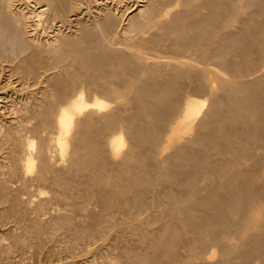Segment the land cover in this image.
<instances>
[{
  "label": "rangeland",
  "instance_id": "obj_1",
  "mask_svg": "<svg viewBox=\"0 0 264 264\" xmlns=\"http://www.w3.org/2000/svg\"><path fill=\"white\" fill-rule=\"evenodd\" d=\"M2 1V0H1ZM12 1V2H11ZM10 2V4H13V5H10V7L12 6V9L15 7L16 9V11H18V12H22V14L21 15H25L26 14V17H28V16H32V18L31 17H28L27 18V24H34L35 23V25H38V30H39V32H38V34L36 35V39L40 42V43H45L44 41H48V39H49V41H52V43H54V44H56L57 43V45H54L53 46V44H51V45H48L47 46V44L45 43V45L47 46V47H45L44 48V46H43V48H44V52L46 53V51H45V49H49V50H51V52L54 50V49H56V50H54V52H56L57 50L58 51H60L59 53H61L62 52V50L64 49L65 51L67 50V51H70L72 48L71 47H74V45H75V42H73L72 41V43L74 44H72L71 42H67L68 40V38L67 37H65L64 35L66 34V33H68V32H66V25L68 24V22L65 24V23H63V22H59V21H56V20H53V19H51L50 17H48V15L47 16H44V15H46V14H44V13H42V15H41V12H39L40 10H38L39 8L38 7H36L37 5H36V3H34L32 0H29V2H28V4H31V5H29L31 8L32 7H34V8H29L28 6H26V5H28V4H26L27 2H26V0H11ZM16 1V2H15ZM33 2V5H32V2ZM89 1H90V3H89ZM118 0H85V3H83L82 4V7H83V9H85L84 11H83V13H84V18L82 19L83 21L85 20V21H87V22H85V24L86 23H88L89 21H88V19H89V15L90 14H88V11H89V9H90V11H92V10H94L92 7L94 6V5H96V7L94 6V8L96 9H98V8H103L102 10H104L103 12H105L104 13V16H108L109 17V21H107V22H111L112 24V26L114 27H116L117 25L118 26H120L121 25V27L122 26H124V27H126L127 26V24H129V22H131V20H133V19H135V18H133V17H136V13L139 15V13L138 12H136V11H138L139 10V8L141 7V11H143V12H146L145 10H146V4H147V0H120V2L118 1ZM153 1V0H152ZM155 1V0H154ZM162 1H163V3H162ZM182 1V2H181ZM195 1V2H194ZM215 1V2H214ZM263 2V3H261V2ZM259 2H258V4H256L255 3V5L253 4L252 5V7L250 6V5H247L246 6V8H247V10H246V8L244 9V14H243V12L241 13V14H243V15H241V16H245V13H247V12H249V14H250V12L251 13H253V11H257L258 12V14H259V17L257 18L255 15H253V21H251V23L250 22H246V23H249V24H243L244 22H234L233 23V21H232V19H228V17L230 16V15H228V14H231V16L230 17H233L232 16V12L235 14V12L234 11H232L231 13H230V10H228V8H227V6L229 5V3H231V0H219V1H217V0H186V2L184 1V0H161V1H159L158 0V2H157V0L155 1L156 2V4H155V6L159 9H168V7H169V10H170V7H171V4H173L172 5V9L170 10V12L173 14H175V16H178L179 18H177V20L179 21V24L177 25V20L175 21V23H174V19H175V17H173L174 16V14L173 15H171V17H173V19H171V17H170V15H169V18L171 19H169L168 18V16H167V19H168V22L167 21H165L166 23H159L160 25H170V26H172L173 25V23L175 24L174 25V28H173V26H172V28L175 30V34H174V30H171L170 32L171 33H168V31H169V29L167 30V29H165L166 28V26H165V28H164V26H162V28L164 29V31H163V29L161 30V26H159V24L157 25V23H154L153 21L151 22V21H145V23L142 21V20H145V18H144V13H143V15H142V13H140L141 15H139V16H141V18L140 17H137V19L139 20H141L142 18V20H141V22L143 23V25H145V27L144 26H142V29L143 30H145L144 32H142L143 30H141V32H138V30H136L137 31V33H136V31H130V32H128V34L132 37V36H134L135 37V39L136 38H139L138 36H140L141 35V33L144 35H146V38H149L148 40H149V42H148V40L143 36V35H141V36H143V38H144V42L143 43H146V45H144L143 43H140V44H137V43H139V40L137 39V41L134 43V44H136V46H139V48H140V46L144 49V50H146L147 52H148V62H149V65L152 67V65H153V63H151V62H154V64L155 65H153V67L151 68V69H149V71H150V73H154V72H156L157 74H159L158 76L156 75V73H154L153 75L151 74V76L153 77V78H157L158 80L162 77V79L165 81L166 79L167 80H169V81H167L168 83H170V81H172V83L169 85V84H167L168 86H169V88H165V91H164V93H167V95L166 94H162V95H160V97H162V98H160L159 96H156L155 94H153V95H155V96H153V97H155L154 99H152V100H148V99H150V97H151V95H148V97L147 98H145V97H143V98H140L141 100H146V101H144L145 102V104L143 103V101H141L140 99H139V97H138V99L135 97L134 98V100H132L131 101V103H124V108H126L127 107V109H126V111H125V116L126 115H128V117H126V120H127V124H126V122H125V126L127 125V127H126V129H127V131L126 132H124V135H125V145H124V148H123V150L124 151H122L123 152V154L121 155H119V156H116V158H111V160H110V156L107 158V156H108V154L106 153V149H105V147H104V145H101V144H103V142L101 141V139H103L105 136H106V134H107V132L110 134V132L113 130H110V128H112L110 125H107L106 124V122H104V121H106V120H104L103 118L101 119V116H96V115H93V119H91V120H93V121H91V120H89V121H91L90 123H86L85 122V118H83V124L82 125H80V126H78L77 128H76V137H77V143L78 144H82L83 142H84V144L83 145H85L84 146V148L82 149V146L83 145H81L80 144V147L79 146H77L78 148H76V150H78V151H76L75 150V152H74V150H72V152L73 153H71V151L70 152H68V157H70L69 159H66V161H65V164H64V161H62L63 163V165H64V167H63V165L61 164V166L60 165H58V164H55L54 163V161H58L56 158L58 157V156H55V152L56 151H54V153L51 151L53 148H51L52 146V144L51 145H49V147L51 148H49L50 150L49 151H51L52 152V154H54L53 156H52V154H51V152H49V151H47L48 152V155H51L53 158H55V160L51 157V159H50V161L53 159V161H51V162H49L48 164H49V166L48 167H46V169L47 170H51L49 173H47V171H46V169L45 168H43V170L44 171H46V172H44L42 169H40L41 168V165L39 166V159H36L35 161H34V165L36 164H38V166H36L37 167V169L39 168L40 169V171H37L36 170V168L34 167V169L33 170H35V172L37 171V172H39V173H35V175H34V171H30L31 173H30V175H29V172L27 173V172H25L24 171V169H23V164L21 165V163H22V161L23 160H21V159H19V158H22V157H24V152H25V150L24 151H21V154L19 155V153H20V150L22 149H24V146H23V148H22V146H21V140L22 141H24V143L22 144V145H24L25 144V139H27V140H33V142H36L37 140V142H36V144L34 143V145L37 147L38 145H40V141H41V139H45V136H46V139H47V135H48V132H49V130H50V128L49 127H47V126H45V124H44V122L42 121L43 120V117H44V109L46 108H48L49 106H51L54 102H57L59 99H57V97L58 98H60V96H58V94L60 95L62 92L61 91H63V93L64 92H66L67 91V89H69L68 88V83L66 84V82L68 81V82H70V80H71V78H73V76L75 75L76 76V78H77V73L80 75V76H78L79 78L77 79V81H79V80H81V78L83 79L84 78V75L86 74L85 73V71L86 72H88L89 71V69H92L93 67V65L95 64V63H99V62H96V61H94V62H92L93 61V59H97V58H92V60H90L92 63H94V64H91L92 66H91V68H88V71L86 70L87 69V63H89V65H90V63L91 62H84L83 64L84 65H82L83 67L81 68V70L78 68L79 66H78V64H77V68H75V65H76V62H75V59H74V62L72 61L73 59L72 58H76V57H72L71 55H70V57H69V54H68V56H67V58L69 57L70 58V60L74 63V65L71 63V61L70 60H65L66 61V63L67 62H69L72 66H74V70H73V67H71V69H69L70 68V66H67V67H69V68H67V67H64V68H67V70L66 69H63L62 68V66L61 65H65L66 63H64L63 64V62H65L63 59H64V57H65V59H66V55H65V53L67 52H65L63 55H60V54H57L58 53V51H57V53H51V52H47L48 54L47 55H45L44 53V55H42V57L43 56H46V58H48L47 56L51 53L52 55H56V57L59 59V57L58 56H60L61 58H62V56H63V58L61 59V60H58V59H56L58 62L59 61H61L62 62V60H63V62L61 63V65H60V63L58 64V62H52V61H50V63H52L53 65H52V69L54 70V72L56 71V69L59 67L58 65H60V67L57 69V70H59V69H61V71L60 72H55L56 74H58V78H56V75L54 76L55 77V81L53 80V85H52V83H51V87L53 86V88H50V84L48 85L49 87H44L45 86V83H41V81H39L38 79H37V82H36V79H34V77L35 76H33V78H32V73H31V75L28 73V71H27V68H25V67H23V66H19V69H21V70H18V68H17V66H14V65H12L13 66V68H12V66H9L8 64L10 63H8V61H6L5 62V60H3L4 62H2L1 61V64H3V65H1L0 64V69L3 71H1L0 70V190L2 191H0V264H178V262H179V264H186V263H188V264H220L221 263V261H222V263L221 264H264L263 263V261H264V194H262V193H264V173H262V172H264V28H263V26H264V12H263V9H264V6H261V5H264V0L262 1V0H260ZM18 2H19V4H18ZM24 2V3H23ZM95 2V3H94ZM99 2V3H98ZM184 2H185V4H184ZM190 2V3H189ZM199 2V3H198ZM205 2V3H204ZM219 2H222V3H220V5H219ZM23 3V4H22ZM97 3V4H96ZM158 3H161L160 5L161 6H163V7H161ZM166 3V4H165ZM180 3H181V5H180ZM189 3V4H188ZM193 3H195V4H193ZM1 4V6L3 5V7H4V4H2V2L0 3ZM89 4V5H88ZM93 4V5H92ZM119 4V5H118ZM133 4V5H132ZM158 4V5H157ZM163 4V5H162ZM190 5L191 6V4H193L192 5V7H187L188 5ZM217 4H218V7H217ZM222 4V5H221ZM225 4V5H224ZM227 4V5H226ZM260 4V5H259ZM23 5H25V6H23ZM85 7H84V6ZM175 5V6H174ZM197 5V6H196ZM216 7H215V6ZM91 8H90V7ZM117 8H116V7ZM126 6V7H125ZM145 6V7H144ZM165 6H167V7H165ZM221 6H222V8L224 9V11H223V9H221V10H219L220 8H221ZM224 6V7H223ZM226 6V7H225ZM250 6V7H249ZM254 6H258L257 8L256 7H254ZM106 7H107V9H106ZM165 7V8H164ZM175 7V8H174ZM183 7H185V8H183ZM195 7H197V8H195ZM207 7V8H206ZM214 7V8H213ZM20 8H21V10H20ZM89 8V9H88ZM116 8V9H115ZM122 8V9H121ZM142 8L144 9V10H142ZM191 10H190V9ZM216 8H218V10H216ZM227 10H226V9ZM250 8V9H249ZM254 8H256V9H254ZM259 8H261V9H259ZM19 9V10H18ZM92 9V10H91ZM186 9V10H185ZM189 9V10H188ZM212 9V10H211ZM23 10V11H22ZM35 10V11H34ZM88 10V11H87ZM107 10L109 11V12H107ZM121 10V11H120ZM196 10H199V11H196ZM207 10V11H206ZM260 10V11H259ZM13 11H14V9H13ZM15 11V12H16ZM25 11V12H24ZM27 11V12H26ZM32 11V12H31ZM135 11V12H134ZM140 11V12H141ZM174 11V12H173ZM190 11H192V12H190ZM208 11L210 12L209 14H208ZM212 11V12H211ZM20 12V13H21ZM30 12V13H29ZM111 12V13H110ZM181 12V13H180ZM195 12V13H194ZM226 14H225V13ZM261 12V13H260ZM263 12V13H262ZM32 13V14H31ZM40 13V14H39ZM90 13V12H89ZM135 13V15L133 16L132 14H134ZM179 13V14H178ZM197 13V14H196ZM200 13V14H199ZM31 14V15H30ZM36 14V15H35ZM87 14V15H86ZM119 14H122V15H119ZM129 14V15H128ZM145 14H147V13H145ZM205 16H204V15ZM210 15V17L208 16V15ZM213 14H214V17L212 18V16H213ZM248 14V17L251 15H249ZM256 14V13H255ZM260 14H262V16L260 15ZM16 15H18L19 16V13H16ZM20 15V16H21ZM28 15V16H27ZM40 15H41V17H40ZM131 15H132V18L133 19H131ZM180 15V16H179ZM182 15V16H181ZM190 16L189 17V19H187L188 18V16ZM192 15V16H191ZM197 15H200V16H198V17H196ZM222 15H225V16H223L222 17ZM228 15V16H227ZM44 16V17H43ZM118 16V17H117ZM127 16H128V18H127ZM145 16H147V15H145ZM185 16H187V17H185ZM193 16L196 18V19H198L199 20V17H202L201 18V20L203 21L204 20V22H202L201 21V24H196V22H193L192 24L190 23V25H193V26H191V27H193V28H191V29H193L195 32H196V34H195V32L192 34L193 36V38L196 40V38H195V35L197 36V34L199 33H201L200 35H199V37L197 38L199 41L201 40V39H203L204 37H207L206 39H205V41H209L210 39L212 40V42H215V44H216V41H215V37H218L216 40H217V43L220 41L221 42V44H219V46L222 48V51H224V52H222V55H221V59H223V60H225V61H227L228 63H229V67H230V69L233 67V65H235L231 70L227 67V68H225L223 65L221 66V65H219V64H215V69H221V70H225L226 69V71H222V74L224 75V76H221V75H219V76H216V75H214L213 73H211L210 75V84H211V92L210 93H204V89L201 91V89H195L194 87H195V85H196V82L194 83H191L190 84V86L191 87H187V85H185L184 83H185V79H186V75H184L183 77L181 76V74H179L181 71H177V72H179V73H177L176 72V68H175V72L176 73H174V69H173V71H172V68H174V67H172L173 66V64L175 65V61H177V59L174 61V56L175 55H177L176 53L178 52L177 50V48L176 47H178L177 46V44H179L180 46H181V49H182V52L183 53H186L187 52V50L186 49H188V48H185V47H182L183 46V44H185L184 42L185 41H187V40H185V38L183 37V36H185V34H183V32L181 31V29H180V27L182 26V23H184V21L186 22V21H188V20H190L191 18L193 19ZM208 16V17H207ZM255 16V17H254ZM258 16V15H257ZM261 16V17H260ZM35 17V18H34ZM38 17L40 18V20L38 19ZM85 17H87V18H85ZM226 17V18H225ZM246 17H247V14H246ZM247 17V18H248ZM23 18V17H22ZM106 19H108L107 17H105ZM111 18V19H110ZM126 18V19H125ZM130 18V19H129ZM181 18V19H180ZM205 18V19H204ZM208 18V19H207ZM250 18V17H249ZM30 21H29V20ZM37 19V20H36ZM44 19V20H43ZM50 19V21H48ZM115 19V20H114ZM120 19V20H119ZM183 19V20H182ZM214 19V20H213ZM224 19V20H223ZM21 20V19H20ZM32 20V21H31ZM46 20V21H45ZM118 22H117V21ZM166 20V19H165ZM170 20V21H169ZM181 20H182V23H180L181 22ZM229 20V21H228ZM258 20H259V22H258ZM35 21V22H34ZM82 21V22H83ZM171 21H173V22H171ZM261 21V22H260ZM22 22V21H21ZM57 22V23H56ZM229 22V23H228ZM253 22V23H252ZM37 23V24H36ZM39 23V24H38ZM53 23V24H52ZM63 23V24H62ZM123 23V24H122ZM124 23H126V24H124ZM194 23H195V26H194ZM198 23V22H197ZM205 25H204V24ZM207 23V24H206ZM223 23V24H222ZM237 23V24H236ZM238 23H240V24H238ZM256 23H258L257 25H256ZM261 23V24H260ZM43 24V25H42ZM61 24V25H60ZM149 24V25H148ZM181 24V25H180ZM215 24V25H214ZM243 24V26H246V27H249L250 29V31L252 32V35L254 34L255 35V32H256V35L254 36L253 35V37H249V34H251V32L249 33L248 32V28L246 29V27H244L246 30H244V31H246V33L248 32V34L247 35H241V34H239V32H241L240 30H241V28L243 29V27H241V25ZM63 25V26H62ZM77 25H79V24H77ZM76 25V26H77ZM81 25V24H80ZM79 25V26H80ZM200 25H201V27H202V30L201 29H199V30H201V31H199V30H196V28L197 27H200ZM210 25H212V27L210 26ZM216 27L217 25L219 26H221L222 28H223V30H225L226 32H233L231 35H229L228 33V35L226 36V35H224V34H219L221 37H220V39H219V35L217 34V36H216V34L215 33H213L214 31H212V30H214V29H212V28H215L214 26ZM225 25V26H224ZM233 25L235 26V27H233ZM236 25H238V26H236ZM254 27H253V26ZM263 25V26H262ZM41 26V27H40ZM43 26H45L44 28H43ZM49 26V27H48ZM78 26V27H79ZM158 26H159V28H158ZM184 26V25H183ZM205 26V27H204ZM256 26V27H255ZM37 27V26H36ZM46 27H47V29H46ZM65 27V28H64ZM81 27V26H80ZM144 27V28H143ZM151 27V28H150ZM178 27H179V29H178ZM188 26H186V28H187ZM200 27V28H201ZM238 27V29H240V30H238V29H236ZM262 27V28H261ZM61 28V29H60ZM148 28V29H147ZM182 28V27H181ZM184 28H185V26H184ZM195 28V29H194ZM206 28H209L208 30H209V33L208 32H206L207 34H209V36L205 33H203L202 31L204 30V29H206ZM230 28H232V29H230ZM234 28V29H233ZM255 28V29H254ZM63 29H65L64 31H63ZM176 29L178 30V31H176ZM212 29V30H211ZM227 29V30H226ZM229 29V30H228ZM253 29L254 30H256V31H254V33H253ZM57 30H59V31H57ZM148 30V31H147ZM165 30H167V31H165ZM232 30H238L237 32H238V34H237V36L236 35H234V34H236V31L234 32V31H232ZM57 31V32H56ZM122 31H124L125 32V29L124 30H122ZM120 32L119 34L117 33L116 35V37L118 38V37H121L122 38V36L124 35V34H122L123 32ZM147 31V32H146ZM179 31H181L182 33L180 34V32ZM64 32V33H63ZM164 34V36L161 34ZM165 32V33H164ZM177 32H179L178 34L179 35H183V36H178V34H176ZM257 32H258V34H257ZM56 33H59V34H56ZM61 33H63V36L61 35ZM125 33H127V31L125 32ZM139 33V34H138ZM151 35H150V34ZM204 35H203V34ZM212 33V34H211ZM262 33V34H261ZM48 34V35H47ZM122 34V35H121ZM138 34V35H137ZM148 34V35H147ZM161 34V36H163V37H161V36H158V35H160ZM166 34H168V37H167V35ZM170 34V35H169ZM172 34H174V37L173 38H171L173 35ZM56 35V36H55ZM58 35V36H57ZM60 35V36H59ZM152 35H154V36H152ZM155 35H157V37L155 36ZM177 35V36H176ZM203 35V36H202ZM207 35V36H206ZM212 35V36H211ZM215 35V36H214ZM239 35V36H238ZM62 36V37H61ZM66 36H68V34H66ZM137 36V37H136ZM141 36H140V38H141ZM150 36V37H149ZM202 38H201V37ZM233 38H232V37ZM242 36V37H241ZM247 36V37H246ZM48 37V38H47ZM57 37H59V38H57ZM65 37V38H64ZM69 37V41L70 40H72L73 38L71 37V36H68ZM115 37V39L117 40V38ZM154 37H155V39L156 38H158V40L156 39H154ZM167 37V38H166ZM177 37V38H176ZM181 39H180V38ZM182 37L184 38V40L182 39ZM191 37V35H190V38L193 40V43H194V39ZM208 37H209V39H208ZM230 37H231V39H230ZM240 38V39H237V38ZM258 37V38H257ZM263 37V38H262ZM54 38H56L55 40H54ZM70 38H72V39H70ZM121 38H118V40L119 39H121ZM123 38H124V36H123ZM122 38V39H123ZM133 38V37H132ZM151 38H153V39H151ZM162 38V39H161ZM169 38V39H168ZM179 38V39H178ZM213 38V39H212ZM222 38H224L223 40L224 41H222ZM227 38L229 39V41L227 40ZM245 38V39H244ZM250 38V39H249ZM256 38V39H255ZM261 38V39H260ZM45 39V40H44ZM51 39V40H50ZM58 39H59V41H58ZM62 39V40H61ZM161 39V40H160ZM164 39V40H163ZM171 39V40H170ZM174 39H176V41H174ZM226 39V40H225ZM247 39V40H246ZM253 39V40H252ZM63 40L64 41H66V42H64L65 44L64 45H66V43H68V46L70 45V50H69V48L67 49V46L64 48L63 46H60V47H63L62 48V50H59V49H61V48H59V49H57V48H54V47H58L59 46V44L60 43H58V42H61V44L60 45H63ZM124 41H125V39H123ZM123 40H119V43L121 42V41H123ZM146 40V41H145ZM153 40V41H152ZM164 42H163V41ZM167 40V41H166ZM177 40L179 41V42H177ZM192 40H190V41H192ZM230 40H232L231 42H233V41H235V43L233 42V46H232V44L230 45ZM260 40V41H259ZM38 41H35V43L37 42V44L39 43ZM43 41V42H42ZM150 41H151V43H153V44H150V46H149V43H150ZM154 41H156V42H154ZM159 41V42H158ZM172 41H173V44H172ZM189 41V40H188ZM202 41V40H201ZM226 41H228V42H230V43H228V42H226ZM237 41H242V42H237ZM244 41H245V43H244ZM248 41V42H247ZM250 41H251V43H250ZM56 42V43H55ZM85 42L86 41H83V43H81V44H83L81 47L78 45V43H77V45L80 47V48H82L83 46H84V44H85ZM163 42V43H162ZM180 42H181V44H180ZM223 42H226V44L225 43H223ZM236 42H237V44H236ZM257 42V43H256ZM262 42V43H261ZM70 43V44H69ZM189 43V42H188ZM192 43V44H193ZM202 43H204V40L202 41ZM241 43V44H240ZM259 43V44H258ZM36 44V45H37ZM80 44V45H81ZM86 44H87V42H86ZM156 44H158V45H156ZM186 44H187V42H186ZM192 44H190L191 46H192ZM224 44V45H223ZM38 45H41V44H38ZM37 45V47H41L42 48V46H38ZM44 45V44H43ZM73 45V46H72ZM119 45V44H118ZM120 45H121V43H120ZM172 45H173V47H172ZM201 45V44H200ZM217 45V44H216ZM226 45H228V46H226ZM241 45V46H240ZM245 45V46H244ZM78 46H75L76 47V49L79 51L80 50V48H77ZM122 46V45H121ZM155 47V49H154V47ZM157 46V47H156ZM175 46V47H174ZM203 45H201V47H202ZM218 46V45H217ZM224 46H225V48L226 47H230V48H226V49H223L224 48ZM236 46V47H235ZM240 46V47H239ZM49 47V48H48ZM54 49H53V48ZM153 49H152V48ZM158 47H159V49H158ZM193 47H195V46H192V48ZM197 48H198V46H196ZM195 47V49H190L189 48V50H188V52L186 53V55H185V57L184 58H187L186 60H184V62L185 61H187V62H185V63H187V64H190L189 62H191V61H189L188 62V60L190 59H192L193 58V60L194 59H196V57H198L197 59L199 60L200 58H201V56L200 55H197V54H200V53H202L201 51V48H198V49H200V51L198 50V52H197V48ZM43 48H42V50H43ZM132 48H133V46H129L128 47V50H130V51H132ZM175 48V49H174ZM178 48H180V47H178ZM234 48V49H233ZM261 48V49H260ZM38 49H40V48H37V50ZM150 49V50H149ZM157 49V50H156ZM162 49V50H161ZM181 49H179V50H181ZM227 49H228V51H227ZM231 49H233V50H235V53H234V51L233 50H231ZM244 49V50H243ZM41 50V49H40ZM63 50V51H64ZM74 50H75V48H74ZM192 50V51H191ZM195 50V51H194ZM251 50V51H250ZM254 50V51H253ZM152 51H153V53H152ZM171 51H172V53H171ZM173 51H175V52H173ZM227 51V52H226ZM233 51V52H232ZM248 51V52H247ZM257 51V52H256ZM74 52V51H73ZM194 52V53H193ZM196 52H197V54H196ZM231 52V53H230ZM250 52V53H249ZM67 53H70V52H67ZM66 53V54H67ZM75 53V52H74ZM158 53V54H157ZM168 53V54H167ZM179 53V52H178ZM261 53V54H260ZM154 56H153V55ZM167 56H166V55ZM188 54V55H187ZM197 55V56H195V55ZM226 54V55H225ZM228 54V55H227ZM231 54V55H230ZM248 54H249V56H248ZM52 55H50V56H52ZM78 55V54H77ZM156 55H159L158 57L156 56ZM171 55H172V57H171ZM189 55H191V56H189ZM245 55V56H244ZM253 55V56H252ZM49 56V57H50ZM75 56V55H74ZM156 56V57H155ZM165 56V57H164ZM189 57V59H188V57ZM41 57V58H42ZM54 57V56H53ZM53 57H51V59L50 60H53ZM72 57V58H71ZM153 57H154V59H153ZM166 57H169V58H166ZM170 57H171V59H170ZM176 57V56H175ZM191 57V58H190ZM214 57V59L212 60V61H218V60H216V58L218 57V56H216V58H215V56H213ZM220 57V56H219ZM218 57V59H220ZM236 57V58H235ZM244 57V58H243ZM247 57H248V61H249V63H247ZM257 57V58H256ZM158 60H157V59ZM234 59V60H232V59ZM44 60H46L45 58H43ZM151 59V60H150ZM166 60V63H165V61L163 62V60ZM235 59H237V60H235ZM259 59H260V61H259ZM44 60H42V62H44ZM78 60V59H77ZM153 60V61H152ZM157 62H156V61ZM192 60V61H193ZM79 61H80V59H79ZM97 61H98V59H97ZM151 61V62H150ZM196 61V60H195ZM221 61V60H220ZM233 61H234V63H233ZM241 61V62H240ZM33 62H35L36 63V61H33ZM159 62V63H158ZM174 62V63H173ZM183 62V63H184ZM214 62V63H215ZM219 62V61H218ZM235 62H237V63H239V65L238 64H236ZM260 62V63H259ZM45 63V62H44ZM48 63H49V61H48ZM49 63V64H50ZM69 63H68V65H69ZM77 63H79L78 61H77ZM151 63V64H150ZM170 63V64H169ZM222 63V62H221ZM242 63V64H241ZM12 64V63H11ZM58 64V65H57ZM156 64H158V67H160L159 69H161V66H162V70L165 72V71H168V73H170V74H168L167 72H166V74L164 73V72H162V71H159L157 68V66H156ZM172 64V65H171ZM245 64V65H244ZM6 65V66H5ZM7 65H8V67H7ZM46 65V64H45ZM67 65V64H66ZM80 65V64H79ZM96 66H97V64H95ZM94 65V66H95ZM171 65V66H170ZM191 65H192V63H191ZM190 65V66H191ZM213 65V64H212ZM231 65V66H230ZM239 67H238V66ZM252 67H251V66ZM37 66V65H36ZM36 66H34L33 67V69L36 71V68L38 67H36ZM47 66H51V64L50 65H48L47 64ZM55 66L57 67V68H55ZM155 66V67H154ZM185 66H187V65H185ZM220 66H221V68H220ZM246 68H245V67ZM261 66V67H260ZM5 67H7L6 69H5ZM23 69H22V68ZM90 67V66H89ZM164 67V68H163ZM171 68V69H169V68ZM194 67V66H193ZM192 66L191 67H188V68H193ZM216 67H219V68H216ZM245 68L244 70L242 69V68ZM12 68V69H11ZM49 70L48 71H51V68H49V67H47ZM86 68V69H85ZM195 68L197 69V67L195 66ZM194 68V69H195ZM9 69V70H8ZM11 69V70H10ZM38 69V68H37ZM40 69V68H39ZM77 69V70H76ZM85 71H84V70ZM156 69V70H155ZM180 69V68H179ZM178 69V70H179ZM187 69V68H186ZM196 69H195V71H196ZM233 69H235V70H233ZM240 69H241V71H240ZM8 70V71H7ZM13 70V71H12ZM52 70V71H53ZM64 70V71H63ZM72 70V71H71ZM158 70V71H157ZM180 70H183V72H185L184 71V69H180ZM190 70V69H189ZM193 70V69H192ZM236 72L235 74H233L234 72ZM252 70V71H251ZM47 71V72H48ZM51 71V72H52ZM70 71V72H69ZM83 71V72H82ZM154 71V72H153ZM194 71V70H193ZM193 71H190V74L191 75H193L192 73H193ZM231 71H232V73H231ZM239 71V72H238ZM244 71V72H243ZM7 72V73H6ZM28 74H27V73ZM68 74H67V73ZM77 72V73H76ZM80 72H82V73H80ZM160 72H161V74H160ZM188 72L189 71H187L186 73L188 74ZM227 73L228 72V74H232L231 76L229 75V76H227L228 74H224V73ZM237 72H238V76H236V74H237ZM241 72H243V73H241ZM245 72H246V74H245ZM257 72H258V74H260L261 75V78H259L258 77V75H257ZM261 72V73H260ZM15 73V74H14ZM59 73H60V77H59ZM76 73V74H75ZM185 73V74H186ZM241 73V74H240ZM9 74V75H8ZM13 74V75H12ZM20 74V75H19ZM25 74H27L26 76H24ZM63 74V75H62ZM74 74V75H73ZM81 74H83V76L81 75ZM165 74V75H164ZM245 76H244V75ZM31 76V77H29V76ZM33 75H34V73H33ZM62 75V76H61ZM156 75V76H155ZM170 75V76H169ZM178 75V76H177ZM179 75H180V77H179ZM195 75H196V72H195ZM241 75V76H240ZM257 75V76H256ZM259 75V76H260ZM20 76V77H19ZM66 76H68V78L66 77ZM263 76V77H262ZM18 77V78H17ZM29 77V78H28ZM70 77V78H69ZM168 77V78H167ZM172 77V78H171ZM174 77H177V78H175L174 79ZM246 77V79H244ZM254 77H255V79L256 80H254ZM20 78H22V79H20ZM61 78V79H60ZM66 78V79H65ZM85 78H86V76H85ZM85 78L83 79L84 81H85ZM173 79V80H170V79ZM247 78H250V79H248L247 80ZM252 78H253V80H252ZM19 79V80H18ZM87 79V78H86ZM222 81V82H220V80ZM230 79H232V80H230ZM239 79H240V81H243V80H245V82L244 83H246L245 85H243V83H241L240 81H239ZM15 80H17V82L15 81ZM25 80V81H24ZM28 80V81H27ZM58 82H57V81ZM65 80V82L64 83H62L61 81H64ZM67 80V81H66ZM175 80V81H174ZM249 82H247V81ZM251 81V83L253 84V86H252V88L250 87L251 86V84H250V81ZM257 80H258V82H257ZM260 80H263V82H261ZM15 81V82H14ZM215 81V82H214ZM236 82L235 84H233L232 85V83L233 82ZM240 82V84L238 83V82ZM11 82V83H10ZM33 82V83H32ZM166 82V83H167ZM221 83L222 85H223V88L222 87H220V85H219V83ZM254 82H255V84H256V82H257V84L255 85L254 84ZM24 83L26 84L25 86H24ZM31 83V84H30ZM56 83H58V84H56ZM186 83H188L187 81H186ZM217 83V84H216ZM227 83H230V84H227ZM8 84V85H7ZM10 84V85H9ZM20 84V85H19ZM42 84V85H41ZM175 84H177L176 86H175ZM183 84V85H182ZM194 84V85H193ZM250 84V85H249ZM56 85V86H55ZM172 85H173V87H172ZM184 85H185V87H184ZM225 85V86H224ZM227 85V86H226ZM232 85V86H231ZM244 87H243V86ZM247 85V86H246ZM257 85H259V86H257ZM12 86H14L13 88H11ZM20 86V87H19ZM23 86V87H22ZM30 86H31V90H30ZM41 86H42V88H41ZM63 86H65V88L63 87ZM242 88H241V87ZM248 86H249V88H248ZM29 87V88H28ZM44 87V88H43ZM56 87H58V88H56ZM172 87V88H171ZM175 87H176V89H175ZM178 87H180L179 89H181V90H183L184 88V91H180L179 89H178ZM184 87V88H183ZM245 87H246V89H245ZM260 87H262V88H260ZM11 88V89H10ZM18 88V89H17ZM38 88H39V90H38ZM190 88H192V90H190ZM193 88H194V90L195 91H197V92H195L194 90H193ZM201 88V87H200ZM226 88V89H225ZM12 89H13V91H12ZM16 89V90H15ZM23 89H25V90H23ZM29 89V90H28ZM36 89V90H35ZM47 89H48V91H47ZM58 90V94H57V92L55 91V90ZM64 89H66V90H64ZM167 89H169V90H167ZM222 89H224V90H222ZM237 89H239V90H241V91H244V92H241V91H237ZM243 89V90H242ZM252 89V90H251ZM257 89H259V90H257ZM261 89V90H260ZM263 89V90H262ZM19 90V91H18ZM23 90V91H22ZM40 90L42 91V92H40ZM50 90V91H49ZM54 90V91H53ZM174 90H175V93H174ZM234 90V91H233ZM251 90V91H250ZM5 91V92H4ZM17 91V92H16ZM51 91H53V92H51ZM171 91V92H170ZM182 93V94H180V92ZM188 91V93H190L192 96H194V94H195V96L196 97H199V98H201L202 100H203V98L205 99V100H203V102H204V107H203V109H206V113H205V110L204 111H202V113L203 114H201V112L199 113V115L201 116H197V118L198 119H196V121H195V125H194V129H193V135L195 134V136L197 135V134H199V138H201L203 141H204V143H205V141L207 140V143H208V141L209 140H213L212 142L211 141H209L210 143H208V145L210 146V148L209 149H211V145L213 144L214 145V142H216V141H218V137H220L221 138V136H222V138L224 137V133L226 132V143H225V139L223 140V145L225 144L226 146H228V145H231V143H232V141H233V135H234V132H237V131H233V128L234 129H236V128H238V127H241V126H245L248 130H249V132H247V131H245V133L244 134H242V139H240L239 141H240V144H239V148L236 146V151H235V153L233 154V157L231 156V160H230V166L229 167H231L232 166V169L234 168V170H232V173L235 171V172H237L238 173V178H236V176H234V177H232L231 178V184H232V188H230L229 187V189L230 190H232V191H234L235 190V192H237V189H238V192H241V193H239V195H235L236 193H232V195L234 196H231V195H229L228 194V196H230V197H232L231 198V200L232 201H227V202H230V203H227V202H225L224 203V206L226 207L227 206V208H228V210H227V208H226V210L225 211H227V212H225V214L227 215V217L229 216H231L230 217V219L228 218V220L230 221H226L225 219H227V217L226 218H224V216H225V214L223 213L224 212V210L222 211V209H225V207L224 206H222V204L223 203H221V199H219V198H221V194L219 195L218 193H216L217 195H215V193H211L212 191L209 189V188H202V187H198V183L196 182V180H198V182H200L199 180L201 179V175H202V170H203V168H202V164H199L198 166H196L197 165V162H199L198 160H196V162H193V161H195L194 159L196 158H191L192 159V161H191V159H189L188 161L189 162H187L186 160L187 159H184V163H182L183 162V158L181 157V155H179V153L177 152V150H174V151H176L177 153H175V152H171V150H173V148L171 149V148H167V149H163L162 151H163V153H162V151H157L156 150V147H155V149H154V151H153V149L151 148V150H150V148L148 149H146V147H147V144H148V146L149 145H152V144H150V143H153V141L152 140H150L151 138H149L150 136H146V134H148V133H145V131H144V133H142L143 132V130L141 129V125H148L147 123H149V122H151V123H154V122H157V124L160 122L159 120H160V118H162V115H164V108H168V107H170V106H172L173 105V102L171 101V99H173V101H174V99L177 97V95H178V97L179 96H181V95H183V94H186V92ZM221 91V92H220ZM227 91V92H226ZM235 91H237V92H235ZM255 91V92H254ZM260 91V92H259ZM30 94H28V93ZM55 92V93H54ZM60 92V93H59ZM202 92V93H201ZM226 92V93H225ZM232 92H234V93H232ZM251 93V95H250V93ZM262 92V93H261ZM39 93V94H38ZM43 93H44V95H43ZM52 93H53V95H52ZM171 93H172V95H174V97L171 95ZM187 93V94H188ZM197 93V94H196ZM201 93V94H200ZM204 93V94H203ZM215 93H217L218 95H216ZM225 93V94H224ZM240 93V94H239ZM254 93V94H253ZM259 93H260V95H259ZM37 94V95H36ZM46 94H48L49 96H47ZM57 95V97H56V95ZM203 94V95H202ZM212 94H215V95H213L212 96ZM259 96H258V95ZM39 95V96H38ZM176 95V96H175ZM199 95V96H198ZM223 96V98L222 97H220V96ZM225 95V96H224ZM229 95V96H228ZM250 95V96H249ZM253 95H255V96H253ZM25 96V97H24ZM32 96V97H31ZM46 96V97H45ZM50 96H51V98H50ZM137 96V95H136ZM169 96V97H168ZM208 96V97H207ZM215 96V97H214ZM226 96H228L227 98H225ZM249 96V97H248ZM251 96H253V97H251ZM256 96H257V98H256ZM263 96V97H262ZM4 97V98H3ZM12 97V98H11ZM37 98L38 100L40 99V100H42V102L43 101H46V102H41L40 100L38 101L37 99H35V98ZM45 97V98H44ZM153 97H151V98H153ZM159 97V98H158ZM173 97V98H172ZM177 97V98H178ZM182 97V96H181ZM181 97L179 98V99H181ZM203 97V98H202ZM207 97V98H206ZM213 97V98H212ZM241 97V98H240ZM247 97H248V99H247ZM251 97V98H250ZM260 97V98H259ZM30 98V99H29ZM48 98H50V100L48 99ZM54 98H56V99H54ZM158 98V99H157ZM169 98V99H168ZM171 98V99H170ZM211 98V99H210ZM234 98V99H233ZM242 98H244L243 100H242ZM254 100H253V99ZM263 98V99H262ZM26 99V100H25ZM32 99V100H31ZM35 99V101H33ZM45 99V100H44ZM225 99H226V101H225ZM236 99H237V101H236ZM246 99H247V101H246ZM252 99V100H251ZM23 100V101H22ZM24 100H25V102H24ZM37 100V101H36ZM52 100V101H51ZM53 100H55V101H53ZM136 100L138 101V106H137V104H135V103H137L136 102ZM164 101V103L165 104H163L162 103V101ZM175 100H177V99H175ZM210 100V101H209ZM228 100V101H227ZM240 102H239V101ZM263 100V101H262ZM49 101V102H48ZM161 101V102H160ZM170 101H171V103H170ZM180 101V100H179ZM209 101V102H208ZM212 101V102H211ZM232 101H233V103H232ZM239 102V103H236V102ZM254 101V102H253ZM34 102V103H33ZM139 102H142L141 104H143V105H146V106H144V108L146 109L145 110V113L142 111V109H141V106H139ZM157 102V103H156ZM160 102V103H159ZM177 102V101H176ZM175 102V103H176ZM230 102L232 103V104H230ZM235 102V103H234ZM251 102V103H250ZM253 102V103H252ZM262 102V103H261ZM26 105H25V104ZM29 103V104H28ZM37 103V104H36ZM40 103V104H39ZM45 103V104H44ZM46 103H47V105H46ZM147 103V104H146ZM156 103V104H155ZM171 105H170V104ZM227 104V105H225V104ZM249 103V104H248ZM255 103V104H254ZM21 104H24V106L23 105H21ZM34 104V105H33ZM35 104H36V106H35ZM113 104H115V103H113L112 102V104L111 105H113ZM166 104H168V105H166ZM177 104H179V102H177ZM177 104H174V106H176ZM215 104H216V106H215ZM220 104H222V105H220ZM234 104V105H233ZM239 104V105H238ZM247 104V105H246ZM254 104V105H253ZM12 105V106H11ZM16 105H18V106H16ZM29 105V106H28ZM37 105H39L40 106V108H39V106L37 107ZM47 107H46V106ZM131 107H130V106ZM163 105H165V106H163ZM231 105V106H230ZM258 105V106H257ZM21 106V107H20ZM26 106V107H25ZM129 106V107H128ZM177 106H179V105H177ZM176 106V107H177ZM225 106V107H224ZM228 106V107H227ZM18 107H19V109H20V111H19V109H18ZM42 107H43V109H42ZM45 107V108H44ZM206 107V108H205ZM208 107V108H207ZM215 107V108H214ZM219 107V108H218ZM236 107V108H235ZM241 107V109H239V108ZM259 109H258V108ZM262 107V108H261ZM17 108V109H16ZM212 110H211V109ZM218 108V109H217ZM228 108V109H227ZM238 108V109H237ZM247 108V109H246ZM254 108V109H253ZM27 111H26V110ZM31 109V110H30ZM133 109V110H132ZM150 109V110H149ZM157 109H159V110H157ZM230 109V110H229ZM232 109V110H231ZM235 109V110H234ZM252 109V110H251ZM23 110V111H22ZM25 110V111H24ZM42 110V111H41ZM135 110V111H134ZM173 110V109H172ZM209 110H211V111H209ZM214 110V111H213ZM221 111V112H217V111ZM225 110H227V111H225ZM237 110H239V111H237ZM241 110H242V112H241ZM248 110V111H247ZM251 110V111H250ZM254 110V111H253ZM13 111V112H12ZM40 111V112H39ZM142 111V112H141ZM154 111H155V113H154ZM158 111V112H157ZM166 111H167V109H166ZM214 112V113H218L217 115L216 114H213V113H210L209 114V112ZM256 111V112H255ZM31 112V113H30ZM132 112V113H131ZM136 112V113H135ZM207 112H208V116H207ZM227 112L229 113V112H231V113H229V114H227ZM239 112V113H238ZM252 112V113H251ZM134 113V114H133ZM140 113H142V114H140ZM153 113L155 114V115H153ZM162 113V115H160ZM170 113V112H169ZM236 113V114H235ZM241 113V114H240ZM251 113V114H250ZM6 114V115H5ZM29 116H28V115ZM39 114V115H38ZM147 114H149V115H147ZM223 114V115H222ZM228 115V116H226V115ZM248 114V115H247ZM259 114V115H258ZM262 114V115H261ZM4 115V116H3ZM37 115H38V117H37ZM135 115V116H134ZM137 115H139V116H137ZM141 115H142V118H141ZM145 115V116H144ZM167 115V114H166ZM169 115H174V114H169ZM211 115V116H210ZM241 115V116H240ZM243 115V116H242ZM16 116V117H15ZM20 116V117H19ZM86 115H84V117H85ZM149 116V117H148ZM170 116V117H171ZM210 116V117H209ZM215 118V116H216V118L215 119H217V120H213L212 118L213 117ZM225 116H226V118H225ZM240 118H239V117ZM246 116V117H245ZM262 116H263V118H262ZM99 117H100V119H99ZM130 117H132V118H130ZM137 117H138V120H137ZM147 117V118H146ZM155 118V120H154V118ZM173 117V116H172ZM208 117V118H207ZM222 117H224V118H222ZM227 117H228V120H227ZM236 117V118H235ZM238 117V118H237ZM249 117V118H248ZM22 118V119H21ZM131 120H130V119ZM135 118V119H134ZM141 118V119H140ZM256 118H257V120H256ZM36 119H38V120H36ZM96 119V120H95ZM98 119V120H97ZM134 119V120H133ZM144 121H143V120ZM208 119H211V121L210 122H212V123H209V122H206V121H208ZM226 119V120H225ZM240 119H242V120H240ZM254 119V120H253ZM9 120V121H8ZM100 120V122H97V121H99ZM104 120V121H103ZM148 120H150L149 122H148ZM198 120V121H197ZM236 120H238V121H236ZM245 120V121H244ZM7 121V122H6ZM88 121V122H89ZM108 121V120H107ZM135 121L137 122V124H138V122H140V124H138L137 125V128L138 127H140V129H139V131H138V129H136V127H135V125H136V123H135ZM146 121V122H145ZM214 121H216L215 123H217V122H219L220 124H222V126H224V129L225 130H223L222 131V135H220L219 133L221 132V131H219V133H218V130H217V124H215L214 123ZM229 121V122H228ZM240 121V122H239ZM241 121H243V122H241ZM253 121V122H252ZM257 121V122H256ZM263 123H261V122ZM37 122V123H36ZM95 122V123H94ZM101 122H102V125H100L101 124ZM235 122H237V125L235 124ZM249 122V123H248ZM252 122V123H251ZM18 123V124H17ZM93 123V124H92ZM100 123V124H99ZM103 123H105V126H103L104 124ZM130 123V124H129ZM144 123H146V124H144ZM240 123V124H239ZM242 123V124H241ZM255 123V124H254ZM261 123V124H260ZM16 124V125H15ZM39 124V125H38ZM92 126H91V125ZM229 124V125H228ZM246 124V125H245ZM252 126H251V125ZM258 124V125H257ZM19 125V126H18ZM28 125V126H27ZM30 125H34V126H32V127H34V128H32ZM38 125V126H37ZM99 125V126H98ZM132 127H131V126ZM238 125H240V126H238ZM250 127H249V126ZM258 127H257V126ZM110 126V127H109ZM128 126L130 127L129 129H128ZM143 126V127H144ZM217 126V127H216ZM10 127H12V128H10ZM93 127V128H92ZM102 127V128H101ZM107 127H109V128H107ZM114 127V126H113ZM142 127V128H143ZM15 130H14V129ZM36 128V129H35ZM38 128V129H37ZM49 128V129H48ZM80 130H79V129ZM85 128V129H84ZM88 128V129H87ZM91 128V129H90ZM96 128V129H95ZM97 128H99V129H97ZM104 128V131L102 130ZM107 128V129H106ZM205 128H206V132H205ZM229 128V129H228ZM255 128H257V129H255ZM11 129V130H10ZM22 129V130H21ZM27 129V130H26ZM90 129V130H89ZM125 129V128H124ZM132 129V130H131ZM196 129H199V133H197L196 131ZM203 129V130H202ZM253 129H254V131H253ZM258 129H260V130H258ZM263 129V130H262ZM29 130V131H28ZM37 130V131H36ZM39 130H41V131H39ZM48 130V131H47ZM79 130V131H78ZM87 130V131H86ZM94 130H96L97 131V133L95 134V132H94ZM100 132H99V131ZM128 130H130V135H128ZM140 130H142V132L140 131ZM195 130V131H194ZM201 130H202V132H205V133H209V135L211 134V136H210V138L208 139V135H203V133L201 132ZM208 130V131H207ZM222 130V129H221ZM236 130H238V129H236ZM11 131V132H10ZM15 131V132H14ZM27 131V132H26ZM34 131V132H33ZM37 133H36V132ZM258 131H260V132H258ZM12 132H13V134H12ZM26 132V133H25ZM89 132V133H88ZM101 132H102V134H101ZM105 132V133H104ZM139 134V135H137V133ZM200 132L202 133V137H204V138H202V137H200ZM252 132V133H251ZM34 133V134H33ZM94 134V136H93V134ZM98 133H99V135H100V137H98L99 135H98ZM127 133V134H126ZM134 133H136V134H134ZM163 133V132H162ZM161 133V135H163ZM207 133V134H208ZM214 133V134H213ZM231 133V134H230ZM243 133V132H242ZM246 133L248 134L247 135V138H245L246 137ZM249 133H250V135H249ZM255 133V134H254ZM257 133V134H256ZM30 134V135H29ZM33 134V136H31ZM42 134V135H41ZM87 134H88V136H87ZM108 134V135H109ZM134 134V135H133ZM252 134V135H251ZM259 134V135H258ZM7 135V136H6ZM23 136L22 137V139L20 138L21 136ZM26 135V136H25ZM28 135V136H27ZM90 135V136H89ZM104 136L103 138H102V136ZM107 135V136H108ZM132 135H133V137H132ZM218 135V136H217ZM229 135L231 136V139H230V137H229ZM245 135V136H244ZM254 135H256V136H254ZM17 136L19 137V138H17ZM79 136V137H78ZM86 136L88 137V138H86ZM92 136V137H91ZM96 136V138H94ZM135 136V137H134ZM137 136V137H136ZM146 136V137H145ZM215 136V137H214ZM217 136V137H216ZM250 137V140L251 139H253L251 142L249 141V137ZM260 136V137H259ZM7 137V138H6ZM25 137H27V138H25ZM33 137V138H32ZM91 137V138H90ZM98 137V138H97ZM148 137V138H147ZM17 138V139H16ZM32 138V139H31ZM92 139V141L91 140H89L88 142L90 143V144H85L86 142H87V140L88 139ZM99 138H101V139H99ZM134 138H135V140H134ZM139 138V139H138ZM214 138H217V140L216 139H214ZM259 138H261V139H258ZM36 139V140H35ZM45 139V140H46ZM78 139H81V141L79 142V140ZM85 139H87V140H85ZM97 139H99V142L101 143L100 145H99V142H98V140ZM127 139L129 140V141H127ZM140 140L139 141V143H138V140ZM146 139H148V140H146ZM200 139V140H201ZM255 139H257V140H255ZM35 140V141H34ZM40 140V141H39ZM197 141V142H202V140L201 141ZM230 140V141H229ZM137 141V142H136ZM146 141H147V143H146ZM150 141V142H149ZM220 141H222V140H220ZM227 141H228V143H227ZM244 141H246V143L244 142ZM248 141V142H247ZM254 141H258V143L257 142H254ZM47 142V141H46ZM96 142V143H95ZM133 142H135V143H133ZM142 142V143H141ZM230 142V143H229ZM242 142H243V144L245 145V147H244V145L242 144ZM5 143V144H4ZM94 143V144H93ZM145 145H144V144ZM206 143V144H207ZM249 143H251L250 145H249V148H248V144ZM253 143V144H252ZM128 144H129V146H128ZM136 144H138V145H136ZM193 144V143H192ZM203 144V143H202ZM202 144H199V145H202ZM218 144H221V143H218ZM20 145V146H19ZM96 145V146H95ZM144 147H143V146ZM195 145V147H197L196 146V144H194ZM198 145V144H197ZM212 145V146H213ZM222 145V146H223ZM241 145L243 146V147H241ZM260 145V146H259ZM101 146H103L104 147V149H103V147H101ZM125 146L127 147V148H129V150L127 151V148H125ZM189 146H191V145H189ZM221 146V147H222ZM233 146V145H232ZM39 147V146H38ZM37 147V148H38ZM95 147V148H94ZM153 147V146H152ZM225 147V146H224ZM223 147V148H224ZM241 147V148H240ZM88 150H87V149ZM90 148V149H89ZM99 148V149H98ZM139 148V149H138ZM228 148V149H227ZM231 148V146L229 147H225V150L227 149V151H229V149ZM234 148V147H233ZM32 149H34V150H37V149H35V148H33L32 147ZM48 149V148H47ZM46 149V150H47ZM80 149V150H79ZM91 149H92V151H91ZM93 149H96V151L95 150H93ZM134 149H137V150H134ZM144 149V150H143ZM171 149V150H170ZM239 149H240V151H239ZM242 149H244V150H242ZM246 149V150H245ZM251 149V150H250ZM6 150V151H5ZM33 150V151H34ZM86 150V151H85ZM102 150V151H101ZM103 150H104V152H103ZM140 150V151H139ZM242 150V151H241ZM82 151V152H81ZM138 151V152H137ZM142 151V152H141ZM152 151H153V156L151 157V153H152ZM170 151V152H169ZM212 151H213V149H212ZM211 151V152H212ZM245 151V152H244ZM249 151V152H248ZM14 152V153H13ZM16 152V153H15ZM94 152V153H93ZM131 154H130V153ZM136 152V153H135ZM140 152V153H139ZM146 152V153H145ZM148 152H151L150 154L148 153ZM251 152V153H250ZM23 153V154H22ZM82 153V154H81ZM83 153H85L86 154V156H83L84 154ZM135 155H134V154ZM139 153V154H138ZM142 153H144L143 155H144V157H142L143 155H142ZM252 153H254V154H252ZM260 153V154H259ZM15 154V155H14ZM18 155V158L16 157L17 155ZM98 154V155H97ZM103 154V155H102ZM106 154H107V156H106ZM129 154V155H128ZM138 154V155H137ZM148 154V155H147ZM156 154H157V156H156ZM164 154V155H163ZM181 154V153H180ZM259 154V155H258ZM57 155V154H56ZM71 155V156H70ZM73 155H75V156H73ZM80 155H82V156H80ZM137 155V156H136ZM145 155H147V157L148 156H150L151 158H153V161L152 160H150L151 158H146V156ZM170 155V159H166L168 156ZM230 155H231V153H230ZM235 155V156H234ZM238 155V156H237ZM242 155V156H241ZM19 156H21V157H19ZM55 156V157H54ZM123 156V157H122ZM241 156V157H240ZM251 156V157H250ZM260 156V157H259ZM67 157V158H68ZM74 157V158H73ZM80 157V158H79ZM83 157V158H82ZM107 159H106V158ZM118 157V158H117ZM172 157H174V158H172ZM198 157V156H197ZM201 157V156H200ZM237 157H239V158H237ZM253 157V158H252ZM16 158V159H15ZM78 158V159H77ZM96 158V159H95ZM101 158H103V160H101ZM105 158V159H104ZM121 158V159H120ZM126 158V159H125ZM136 158H137V161H136ZM142 158H143V160H142ZM146 158V159H145ZM176 158V160H173V159H175ZM180 158V159H179ZM202 158V157H201ZM204 158V157H203ZM246 158V159H245ZM250 158H251V160L252 159H254L252 162H251V160H250ZM258 158V159H257ZM261 158V159H260ZM23 159V158H22ZM75 159V160H74ZM77 159V160H76ZM84 159V160H83ZM131 159H132V162H133V159L135 160L133 163L134 164H136L138 161V163L136 164V165H134L133 163H131V164H129L130 162H131ZM139 159V160H138ZM155 159L157 160V161H159V162H163V163H169L170 161V164H167V166L169 167V172L171 171H173L174 172V170H176V173H177V171L179 172L180 171V169H182L180 172H188V176H187V178L186 179H188V180H186L185 182L186 183H190L191 181L193 182H196L195 184H197V187H195V188H197V189H195V190H193L190 194H187V193H185L184 191H182V192H179V194L177 193V195L174 193V194H172L173 196H175L176 198L175 199H177V201L175 202V200L173 199V196H171V197H169L170 195H168V196H164V195H162V196H159L158 195V201L159 202H161V203H159L160 204V208L158 209H153L152 211H151V213L150 214H152L153 216L154 215H157L158 216V218L156 219L155 217H153V216H151V218H152V220H150L151 218L149 217V220H148V222L146 221V225H143L142 227H140V228H136V230H135V232L133 233L132 231H134V230H132V231H128V230H126V229H120V228H118V227H116V228H112V229H108V231H107V229L106 228H104V226H105V222H106V220L108 221L111 217H114V213L112 212L113 211V207H111V206H114V201H115V204H124L125 202H126V204L128 203V204H130L131 205V202H132V204L133 205H136V206H138V203L140 204L141 202H145L146 200L147 201H152V198H151V196H153V195H151V194H153V192H151V191H149L148 189H151V187H152V183H153V180L155 179V176H153V175H155L154 173H153V171H152V163L153 162H155ZM205 159V158H204ZM16 160V161H15ZM21 160V163L19 162V161ZM114 160V161H113ZM117 160H118V162H117ZM126 160V162H128V164H129V166H128V164L127 163H125L124 161ZM128 160H130V161H128ZM140 160H142V162L140 161ZM180 160V161H179ZM238 162H241V163H236V161ZM260 160V161H259ZM38 161V163H36ZM76 162V163H74V162ZM99 161V162H98ZM106 161V162H105ZM120 161V162H119ZM151 161V162H150ZM167 161H169V162H167ZM185 161H186V163H185ZM70 162L72 163V164H70ZM82 164H81V163ZM101 162V163H100ZM105 162V163H104ZM112 162V164H113V166H112V164H110ZM114 162V163H113ZM144 162V163H143ZM147 162V164H145ZM176 162V163H175ZM191 162V163H190ZM235 162V163H234ZM248 162V163H247ZM257 162V163H256ZM61 162H59V164H60ZM66 163H67V165H66ZM77 163H78V165H77ZM83 163H84V165H83ZM103 163V164H102ZM124 163V164H123ZM174 163H175V165H176V168H175V165H174ZM181 163V164H180ZM190 163V164H189ZM195 164L194 165V168H193V166H191V164ZM74 164V165H73ZM110 164V165H109ZM127 164V165H126ZM180 164V165H179ZM188 164V165H187ZM192 164V165H193ZM239 164L241 165V166H239ZM245 164H246V167H244L245 166ZM256 164V165H255ZM65 165H66V167H65ZM83 165V166H82ZM108 165H109V168H108ZM132 165L134 166L133 168H132ZM147 165V166H146ZM171 165H172V167H173V165H174V170H173V168H171ZM179 165V168L177 167ZM185 165V166H184ZM206 165V164H205ZM204 165V166H205ZM234 165H236V166H234ZM21 166H22V168H21ZM50 166H51V168H50ZM74 166V167H73ZM102 166V167H101ZM106 166V167H105ZM190 167L192 170L194 169V171H190L191 169L190 168H187V167ZM60 167L61 168H65V170H63V169H60ZM79 167V168H78ZM119 167V169H116V168H118ZM127 167V168H126ZM128 167H129V170H128ZM132 169H131V168ZM138 167H139V169H138ZM142 169H141V168ZM151 167V168H150ZM182 167V168H181ZM186 167V168H185ZM197 167H199V169L197 168ZM238 168L239 170H240V172H239V170L237 171V169L236 168ZM242 167V168H241ZM1 168L3 169V170H1ZM56 168V169H55ZM76 170H75V169ZM106 168V169H105ZM120 168H122V170L120 169ZM146 168V169H145ZM148 168H149V170H148ZM178 168V169H177ZM197 168V169H196ZM202 168V169H201ZM241 168V169H240ZM245 168V169H244ZM56 171H55V170ZM104 171H103V170ZM114 169V170H113ZM134 169V170H133ZM136 169V170H135ZM245 171H244V170ZM248 169V170H247ZM262 171H261V170ZM23 170V171H22ZM60 170V171H59ZM63 170V171H62ZM67 170V171H66ZM74 170V171H73ZM80 170V171H79ZM116 170V171H115ZM131 170V171H130ZM195 170H197V171H195ZM200 170V171H199ZM243 170V171H242ZM42 171V172H41ZM110 171H113V172H110ZM114 171H115V173H114ZM137 171V172H136ZM150 171V172H149ZM218 170L216 169V172H217ZM64 172V173H63ZM147 172V173H146ZM168 172V173H169ZM215 172V173H216ZM234 172V173H235ZM258 172V173H257ZM108 173V174H107ZM127 173V174H126ZM128 173L130 174L131 173V175H129V177L127 176L128 175ZM138 174V175H134V174ZM233 173V175H235V174H237V173H235L234 174ZM244 173V174H243ZM27 174V175H26ZM37 174H39V176L37 175ZM45 174H47L48 176V179L45 177L46 175ZM121 174V175H120ZM132 174H133V176H132ZM142 174H143V176H142ZM178 174V173H177ZM195 174V175H194ZM255 174V175H254ZM262 175V176H260V175ZM37 175V176H36ZM43 175H45V176H43ZM101 175V176H100ZM103 175V176H102ZM105 175V176H104ZM114 175H116V176H114ZM123 175H124V178H123ZM232 175V176H233ZM242 175V176H241ZM246 175V176H245ZM35 176V177H34ZM107 176V177H106ZM109 176H111V178L109 177ZM113 176V177H112ZM121 176V177H120ZM131 176V177H130ZM242 178H241V177ZM55 177V178H54ZM57 177V178H56ZM84 177V178H83ZM127 177V178H126ZM132 177H133V183L132 184H130L132 181L130 180V179H132ZM134 177H136V178H134ZM140 177V178H139ZM143 179H142V178ZM147 177V178H146ZM152 177H154L153 179H151ZM168 177H170V176H168ZM178 177H180V175L178 176ZM193 177V178H192ZM195 177H196V180H195ZM245 177V178H244ZM260 177V178H259ZM46 178V179H45ZM51 178V179H50ZM60 178H61V180H60ZM105 178V179H104ZM115 178V179H114ZM126 178V179H125ZM171 178V177H170ZM190 178V179H189ZM130 181H129V180ZM136 179V180H135ZM194 179V180H193ZM259 179V180H258ZM101 180V181H100ZM102 180H105V181H102ZM113 180V181H112ZM124 180V182H121V181H123ZM134 180L136 181V182H134ZM152 180V181H151ZM239 180V181H238ZM255 180H256V182H255ZM82 181V182H81ZM98 181V182H97ZM110 183H109V182ZM116 181H118L119 182V184L118 183H115ZM139 181H142V182H139ZM151 181V182H150ZM238 181V182H237ZM97 182V183H96ZM105 182V183H104ZM111 182H113V183H111ZM127 182V183H126ZM129 182V183H128ZM138 182V184H136ZM145 182V183H144ZM185 182L184 183H182L181 182V184H179V186L181 187V188H183L186 184H185ZM99 183H100V185H99ZM108 185H107V184ZM121 184V185H120ZM137 186V187H135V185ZM184 184V185H183ZM124 185V186H123ZM141 185V186H140ZM235 187H237V188H235ZM243 185V186H242ZM75 186H76V188H75ZM104 186V187H103ZM116 186H118V187H122V190H123V192L120 194V192H121V188H117ZM133 186V187H132ZM140 186V187H139ZM143 186V187H142ZM240 186V187H239ZM261 186H263L262 188H261ZM37 187V188H36ZM79 187V188H78ZM112 187V188H111ZM98 188V189H97ZM105 188H106V190H105ZM115 188H117V189H115ZM159 188V187H158ZM162 188H164V187H160L159 189H162ZM235 188V189H234ZM254 188H256L255 190H254ZM261 188V189H260ZM115 189V190H114ZM120 189V190H119ZM148 191H147V190ZM158 189V190H159ZM243 191H242V190ZM259 189V190H258ZM4 190V191H3ZM36 190V191H35ZM108 190V191H107ZM126 190V191H125ZM145 190V191H144ZM152 190V189H151ZM162 190H164L165 191V189H162ZM161 190V191H162ZM207 190V191H206ZM241 190V191H240ZM97 191H99V192H97ZM101 191V192H100ZM104 191H106L105 193H104ZM119 191V192H118ZM138 191V192H137ZM142 191H144V192H142ZM160 191V192H161ZM211 191V192H210ZM256 191V192H255ZM258 191V192H257ZM75 192V193H74ZM116 192H118V193H116ZM147 192V193H146ZM149 192H151V193H149ZM196 192V193H195ZM237 192V193H238ZM243 192H245L244 194H243ZM260 192V193H259ZM33 193V194H32ZM135 193V194H134ZM195 193V194H194ZM210 195H209V194ZM5 194V195H4ZM74 194V195H73ZM75 194H76V196H75ZM98 194V195H97ZM104 194V195H103ZM150 194V195H149ZM213 194H214V198H212L213 197ZM241 194V195H240ZM245 194H247V195H245ZM259 194V195H258ZM4 195V196H3ZM79 195V196H78ZM106 195V196H105ZM127 195V196H126ZM129 195V196H128ZM134 195V196H133ZM183 195V196H182ZM242 195H243V197H242ZM253 195H254V197H253ZM255 195H256V197H255ZM260 195H263L262 196V198H261V196ZM38 196V197H37ZM124 196V197H123ZM130 196H132V197H130ZM138 197V199H137V197ZM181 196V197H180ZM216 196H219L218 198L216 197ZM227 196V195H226ZM227 196V197H228ZM237 196H239V200L241 201H238V198H237ZM135 197V198H134ZM168 199H167V198ZM178 197V198H177ZM216 197V198H215ZM229 197V198H230ZM242 197V198H241ZM202 198V199H201ZM225 198V197H224ZM234 198H236L235 200H236V203L235 202H233L234 201ZM241 198V199H240ZM244 198V199H243ZM246 198V199H245ZM258 198H259V200H258ZM260 198L261 199H263V201L261 200L260 201ZM95 199V200H94ZM137 199V200H136ZM141 199V200H140ZM146 199V200H145ZM150 199V200H149ZM180 199V200H179ZM212 199H213V201H212ZM252 199H254V200H252ZM161 200V201H160ZM185 200V201H184ZM187 200V201H186ZM211 200V201H210ZM216 200V201H215ZM225 200H228L227 198H225ZM224 200V201H225ZM243 200V201H242ZM84 201V202H83ZM146 201V202H147ZM165 201V202H164ZM195 201V202H194ZM199 201V202H198ZM217 201H219L218 202V204H217ZM246 201V202H245ZM253 201V202H252ZM98 202V203H97ZM120 202V203H119ZM136 202V203H135ZM171 202V203H170ZM173 202V203H172ZM181 202H182V204H181ZM238 202H240V203H238ZM254 202H256L255 204H254ZM38 203V204H37ZM40 203V204H39ZM156 203V202H155ZM164 203V204H163ZM185 203V204H184ZM187 203V204H186ZM233 203H235L234 205H233ZM248 203V204H247ZM80 204V205H79ZM86 204V205H85ZM109 204H111L110 206H109ZM144 204H146V203H144ZM157 204V203H156ZM158 204V205H159ZM221 204V205H220ZM240 204V209L242 208V206H245L244 207V209L240 212L241 213V215L247 210V212H245V216L244 215H242L241 217H239L238 215H239V212H237L238 210H239V208L237 207V205H239ZM257 204H258V206H257ZM82 205V206H81ZM90 205V206H89ZM217 205V206H216ZM232 205V209L230 208V206ZM236 205V206H235ZM242 205V206H241ZM256 205V206H255ZM89 206V207H88ZM165 206V207H164ZM234 206H235V208H234ZM248 206V207H247ZM259 206H261L262 207V209L259 207ZM86 207V208H85ZM88 207V208H87ZM155 207H157V205H155ZM159 207V206H158ZM181 207V208H180ZM212 207V208H211ZM216 207V208H215ZM238 208V210H236L237 208ZM255 207V208H254ZM178 208V209H177ZM185 208V209H184ZM219 208H220V210H219ZM182 209V210H181ZM234 209H235V211L237 212H235L234 211ZM248 209H250V210H248ZM257 209V210H256ZM43 210V211H42ZM46 210V211H45ZM134 211L136 210V209H133ZM156 210V211H155ZM159 210H160V212H159ZM203 210V211H202ZM231 210V211H230ZM261 210H262V213H261ZM122 211H124V210H122ZM184 213H183V212ZM191 211V212H190ZM219 211H221V214L222 215H224V216H222L221 214H219L220 212ZM228 211H229V213H228ZM240 211V210H239ZM42 212V213H41ZM154 212H156V214H154ZM177 212V213H176ZM217 212V213H216ZM251 212V213H250ZM113 213V214H112ZM123 215H122V214ZM112 214V215H111ZM220 216H219V215ZM67 217H66V216ZM111 215V216H110ZM122 215V216H121ZM126 215V216H125ZM162 215V216H161ZM218 215V216H217ZM238 216V218H237V216ZM246 215H247V217H246ZM258 215H261V216H258ZM119 216V217H118ZM200 216V217H199ZM104 219H103V218ZM117 217L118 218H120L121 219V221L123 220V222H125L126 220H127V218L126 217H128V214L126 213V212H118V215H117ZM160 217V218H159ZM165 217V218H164ZM178 219H177V218ZM243 217V218H242ZM247 219H246V218ZM261 219H260V218ZM34 218H35V220H34ZM40 218L42 219V220H40ZM99 218V219H98ZM101 218H102V220H101ZM155 218V219H154ZM234 218H236L235 219V222H236V220L238 219H240V221H252L251 219H254V218H257L258 219V225L260 224L262 227H263V229L262 228H260V229H257L258 227H256V229L255 230H250L249 232H248V236H247V234H245V238L244 239H239V238H237L236 237V235H234V234H232V235H234L235 236V238H234V236H232L234 239L233 240H231L232 241V243H233V248H235V249H232V252L231 253H233V254H231V253H228V254H226L224 251H223V249H222V247H221V245H220V247H221V249L219 248V243H217V241H218V239L219 238H223V234L227 231L228 232V230H229V232H231L230 231V229L232 230V232L233 231H236V230H238V229H240V227H236V225L237 224H234V222L233 223H231L232 222V219H234ZM241 218H242V220H241ZM245 218V219H244ZM126 219V220H125ZM189 219H190V221H189ZM199 219V220H198ZM204 219V220H203ZM206 219V220H205ZM34 220V221H33ZM101 220V221H100ZM159 220V221H158ZM183 222H182V221ZM187 220V221H186ZM214 220V221H213ZM30 221V222H29ZM47 221V222H46ZM98 221V222H97ZM211 221V222H210ZM263 222V223H261V222ZM32 222V223H31ZM36 222V223H35ZM37 222H38V224H37ZM155 222V223H154ZM217 222V223H216ZM226 222L228 223H230V224H232V225H228V224H226ZM48 223V224H47ZM52 223V224H51ZM54 223V224H53ZM168 223V224H167ZM176 223V224H175ZM191 223V224H190ZM27 224L29 225V226H27ZM31 224H33V225H31ZM36 224V225H35ZM47 224V225H46ZM49 224H51V225H49ZM55 224H56V226L57 227H55ZM157 224H159V225H157ZM163 224V225H162ZM188 226H187V225ZM201 224H202V226H201ZM35 225V226H34ZM104 225V226H103ZM156 225V226H155ZM186 225V226H185ZM207 225V226H206ZM216 225H217V227H216ZM224 225V226H223ZM235 225V226H234ZM257 225V226H258ZM259 225V226H260ZM31 226H33L34 227V229L32 230V228H31ZM39 226V227H38ZM45 227V228H44ZM53 227H54V229H53ZM151 227V228H150ZM223 227V228H222ZM228 228V229H226V228ZM48 228V229H47ZM56 228V229H55ZM75 228V229H74ZM104 228V229H103ZM143 228V229H142ZM208 230H206V229ZM211 228V229H210ZM222 230H221V229ZM45 229V230H44ZM106 229V230H105ZM141 229V230H140ZM171 229V230H170ZM203 229V230H202ZM30 230V231H29ZM35 230H37L36 231V233H35ZM51 230V231H50ZM54 230V231H53ZM56 230V231H55ZM106 232H105V231ZM113 230V231H112ZM217 231H219V232H217ZM225 231V232H224ZM27 232V233H26ZM31 232V233H30ZM75 232V233H74ZM132 232V233H131ZM149 232V233H148ZM222 232V234H220ZM33 233V234H32ZM35 233V234H34ZM85 233V234H84ZM107 233V234H106ZM114 233V234H113ZM246 233H247V231H246ZM78 234V235H77ZM102 234V235H101ZM109 234H111V235H109ZM251 234V235H250ZM253 234V235H252ZM37 235V236H36ZM99 235H101V236H99ZM211 235H213V236H211ZM222 235V236H221ZM256 235V236H255ZM19 236V237H18ZM32 238H31V237ZM142 236V237H141ZM221 236V237H220ZM35 237V238H34ZM102 237V238H101ZM206 237V238H205ZM211 238V239H209V238ZM248 237V238H247ZM81 238V239H80ZM196 238V239H195ZM215 238H218L216 241H211L212 239H214L215 240ZM248 239V240H246V242L244 241L245 239ZM194 239H195V241H194ZM198 239V240H197ZM21 240V241H20ZM41 240V241H40ZM159 240V241H158ZM174 240V241H173ZM240 240V241H239ZM19 241V242H18ZM23 241V242H22ZM34 243H33V242ZM38 241V242H37ZM199 241V242H198ZM40 242V243H39ZM201 242V243H200ZM211 242V243H210ZM218 244H216V243ZM238 242H239V244H238ZM263 242V243H262ZM36 243V244H35ZM40 245H39V244ZM60 243V244H59ZM166 245H165V244ZM193 243V244H192ZM215 245H214V244ZM244 243V244H243ZM19 244V245H18ZM42 244V245H41ZM182 244H183V246H182ZM262 244V245H261ZM34 245V246H33ZM169 245V246H168ZM218 247H217V246ZM239 245V246H238ZM249 245V246H248ZM261 245V246H260ZM57 246V247H56ZM201 246V247H200ZM216 246V247H215ZM244 246V247H243ZM251 246V247H250ZM263 246V247H262ZM183 247V248H182ZM208 247V248H207ZM209 247H211V248H209ZM238 247H239V249H238ZM241 247V248H240ZM191 248H193V249H191ZM212 248H216L214 251L216 252L215 253V255H214V257L212 258V261L211 260H207V259H205L204 258V253H205V256H206V253H207V250L209 251V250H211ZM261 248V249H260ZM21 251H20V250ZM195 249V250H194ZM220 249V250H219ZM251 249V250H250ZM189 250V251H188ZM191 250V251H190ZM197 250V251H196ZM240 250V251H239ZM203 252V254H202V252ZM236 252V253H234V252ZM262 251V252H261ZM20 252V253H19ZM198 252H199V254H198ZM222 252V253H221ZM242 252V253H241ZM188 253V254H187ZM223 253L224 254H226L227 255V257L228 258H230V260H229V262L227 261L226 263L224 262V258L226 257V255H223ZM193 254V255H192ZM197 254V255H196ZM202 254V255H201ZM241 254H243V256L241 255ZM262 254V255H261ZM181 255V256H180ZM199 255H201V256H199ZM222 256V257H219V256ZM229 255V256H228ZM9 256V257H8ZM21 256V257H20ZM188 256V257H187ZM197 256V257H196ZM200 258H199V257ZM3 257V258H2ZM6 258V259H5ZM204 258V260H202V259ZM4 259V260H3ZM12 259V260H11ZM201 259V260H200ZM232 259V260H231ZM200 260V261H199ZM263 260V261H262ZM10 261V262H9ZM205 261V262H204ZM230 261H231V263H230ZM233 261V262H232ZM244 261V262H243ZM200 262V263H199ZM211 262V263H210ZM224 262V263H223ZM246 262V263H245Z\"/></svg>",
  "mask_w": 264,
  "mask_h": 264
},
{
  "label": "bare ground",
  "instance_id": "obj_2",
  "mask_svg": "<svg viewBox=\"0 0 264 264\" xmlns=\"http://www.w3.org/2000/svg\"><path fill=\"white\" fill-rule=\"evenodd\" d=\"M11 0H0V3L2 2V4H4V7H3V5L1 6V4H0V64H1V61L2 62H4L3 60H5V62L6 61H8V65L9 66H12V65H14V66H17V68H18V70H21V69H19V66H23V67H25V68H27V71H28V73L31 75V73H32V78H33V76H35L34 77V79H36V82H37V79L39 80V81H41V83L43 82V83H45V86L44 87H49L48 85L50 84V88H53V86L51 87V83H52V85H53V80L55 81V75H56V78H58V74H56L55 72H60L61 71V69H59V70H57L59 67H60V65H61V63L63 62V60L65 61V60H67L69 57H70V55L72 56V57H76V58H72L73 60V62H74V59H75V62H76V65H75V68H77L78 66V68L81 70V68L83 67L82 65H84L83 63L84 62H91L90 60H92V58H97L98 59V61H97V59L95 60V59H93V61L92 62H94V61H96V62H99V63H95V64H97V66L94 64V63H90V65H89V63H87V71H88V68H91V64H94L92 67V69H89V71L88 72H86L84 69V71H85V75H84V78H85V76H86V78H85V81L81 78V80H79V81H77V79L79 78L78 76H80L77 72V78H76V76L74 75L73 76V78H71V80H70V82H68L67 80V82H66V84L68 85V88L69 89H67V91L66 92H64L63 93V91H61L62 93L59 95L58 94V90H55L56 92H57V94H58V96H60V98H58L57 97V95H56V97H57V99H59L57 102H54L51 106H49L47 109L45 108L44 110V117H43V122H44V124H45V126H47V127H49L50 128V130H49V132H48V135H47V139H46V136H45V139H41V141H40V145H38L37 147L34 145V143L36 144V142L38 141H36V142H33V140H27V139H25V144L24 145H22L23 143H24V141H22L21 140V146H22V148H23V146H24V149L22 150H20V153H19V155L21 154V151H24L25 150V152H24V157H22V158H19V159H21V160H23L22 161V163H21V160L19 161L20 163H21V165L23 164V169H24V171L25 172H29V175H30V171H34V175H35V173L37 172V171H40V169H42L43 170V168H45L46 169V167H48L49 166V162H51V161H53V159L55 160V158H53L52 156L54 155V154H52V152L54 153V151H56L55 153L57 154H55V156H58L56 159L58 160V161H54V163L55 164H58V165H60L61 166V164L63 163L62 161H64V164H65V161H66V159H69L70 157H68V152H70L71 151V153H73L72 152V150H74V152H75V150H76V148H78L77 146H79L80 147V144H78L77 143V137H76V128L78 127V126H80V125H82L83 124V118H85L86 120H85V122L86 123H90L91 121H93V120H91V119H93V115H98V116H101V119L103 118L104 120H106V121H104V122H106V124L107 125H112L111 127L112 128H110V130H112L111 132H110V134L107 132V134H106V136L104 137V136H102V138L103 139H101V138H99V139H101V141L103 142V144H101L100 142H99V139H97L98 140V142H99V145L101 144V145H104V147H105V149H106V153L108 154V156H107V154H106V156H107V158L110 156V160H111V158H116V156H119L120 154L122 155L123 154V152L122 151H124L123 150V148H124V145H125V135H124V132H126L127 131V129H126V127H127V120H126V117H128V115H126L125 116V111H126V109H127V107L126 108H124V103L126 104V103H131V101L132 100H134V98L136 97L137 99H138V97H139V99L140 98H143V97H145V98H147L148 97V95H151V97H153V96H159L160 97V95H162L163 93H164V91H165V88L168 86L167 84H171L172 83V81H170V83H168L167 81H169V80H163L162 79V77L158 80L157 78H153L152 76H151V74L152 73H150V71H149V69H151L152 67H153V65H155L154 64V62H151V63H153V65H152V67L149 65V62H148V52L146 51V50H144L141 46H140V48H139V46H136V44H134L136 41H137V39L139 40V43H137V44H140V43H143L144 42V38H143V36L145 35H143L142 33H141V35H143V36H141V38H140V36H138L139 38H136L135 39V35L134 36H130L129 34H128V32H130V31H136V30H138V32H141V30H143L142 29V26H144L145 27V25H143V23L141 22V20L143 19H137V17H140L141 18V16L143 15V13H144V18H145V20H142L144 23H145V21H153L154 23H157V25L160 23H166L165 21H167L168 22V19H167V16H168V18H169V15L171 14V15H173L171 12H170V10L172 9V5L174 4H171V7H170V10H169V7H168V9H166L165 7H167V6H165L164 8L165 9H158L156 6H155V4H156V0L154 1H152V0H147L148 2H147V6H146V12H143V11H141V7L139 8V10L138 11H136V12H138L139 13V15H141L140 13H142V15L141 16H139L137 13H136V17H133V18H135V19H133L132 18V15L134 16L135 15V13L134 14H132L131 15V19H133V20H131V22H129V24H127V26L126 27H124V26H122L121 27V25L120 26H112L113 24L111 23V22H107V21H109V17L106 15V16H104V13L105 12H103L104 10H102L103 8L101 7V8H94V6L96 7V5H94L92 8L94 9V10H92V11H90V9H89V11H88V14H90L89 16V19L87 18V17H85V18H87L88 19V23H86L85 24V22H87V21H83L82 19L84 18V13H83V11L85 10V9H83V7H82V4L83 3H85V0H32L34 3H36V7H38L39 9L38 10H40L39 12H41V15H42V13H44V14H46V15H44V16H47L48 15V17H50L51 19H53V20H56V21H59V22H63V23H67L68 22V24L66 25V32H68V33H66V34H68V36H71L72 38H70V39H72V40H70L69 41V37L68 36H66V34L64 35L65 37H67L68 39V41L67 42H71L72 43V41L73 42H75V45H74V47H71L72 49L70 50V45L68 46V43H66V45H64L65 43L64 42H66V41H64L63 40V45H60L61 44V42H58V43H60L59 44V46L57 47H54V48H57V49H59V48H61V49H59V50H62V48L65 46H67V49L69 48V50L70 51H67V52H70V53H67L64 49V51L62 50V52L61 53H59L60 51H58V53H57V51L56 52H54V50H56V49H54L53 47V53H57V54H60V55H63L65 52L67 53H65V55H66V59H65V57H64V59L62 60V62L61 61H57L56 59H58L57 57H56V55L54 54V55H52L51 53V50H49V49H45V51H46V53L44 52V48L45 47H47L48 45H51V44H53V46L54 45H57V43L56 44H54V43H52V41H49V39H48V41H44L46 44H47V46L45 45V43H40L36 38V35L38 34V32H39V30H38V25H35V23L33 24H27L28 22H27V18L28 17H31L32 18V16H28V17H26V14L25 15H21L22 14V12L20 13V12H18V11H16L17 9L14 7L13 9H14V11H13V9H12V6L10 7V5H13V4H10L11 2H10ZM19 1V0H18ZM29 2V0H26V2ZM31 1V2H32ZM94 1V0H93ZM119 2H120V0H118ZM117 1V2H118ZM124 1V0H123ZM127 1V0H126ZM140 1V0H139ZM159 1H161V0H159ZM185 2H186V0H184ZM188 1V0H187ZM190 1V0H189ZM217 1H219V0H217ZM260 0H231V3H229V5L227 6V8H228V10H230V13L232 12V11H234L235 12V14L232 12V16L233 17H230L231 16V14H228V15H230L229 17H228V19L230 18V19H232V21H233V23L234 22H244L243 24H249V23H246V22H250L251 23V21H253L254 19H253V15H255L257 18L259 17V14H258V12L257 11H253V13H251L250 12V14H249V12H247V13H245V16H241V15H243L244 14V9L246 8V6L247 5H250L251 7H252V5L254 4L255 5V3L256 4H258V2H259ZM263 1V0H262ZM16 2V1H15ZM28 2L26 3V4H28ZM33 2H32V5H33ZM157 2H158V0H157ZM182 2V1H181ZM185 2H184V4H185ZM195 2V1H194ZM215 2V1H214ZM261 2V1H260ZM24 3V2H23ZM22 3V4H23ZM30 3V2H29ZM89 3H90V1H89ZM95 3V2H94ZM99 3V2H98ZM155 3V4H154ZM162 3H163V1H162ZM190 3V2H189ZM188 3V4H189ZM199 3V2H198ZM205 3V2H204ZM220 3H222V2H219V5H220ZM261 3H263V2H261ZM18 4H19V2H18ZM86 4V3H85ZM97 4V3H96ZM159 5L161 4V3H158ZM157 4V5H158ZM166 4V3H165ZM187 4V5H188ZM193 4H195V3H193ZM193 4H191V6L190 5H188L187 7H192V5ZM29 5H31V4H28V5H26V6H28L29 8H31ZM89 5V4H88ZM93 5V4H92ZM119 5V4H118ZM133 5V4H132ZM163 5V4H162ZM180 5H181V3H180ZM186 5V4H185ZM222 5V4H221ZM225 5V4H224ZM227 5V4H226ZM260 5V4H259ZM23 6H25V5H23ZM84 6V5H83ZM86 6V5H85ZM84 6V7H85ZM161 6V5H160ZM175 6V5H174ZM194 6V5H193ZM197 6V5H196ZM215 6V5H214ZM249 6V7H250ZM261 6H264V5H261ZM90 7V6H89ZM116 7V6H115ZM118 7V6H117ZM116 7V8H117ZM126 7V6H125ZM145 7V6H144ZM161 7H163V6H161ZM216 7V6H215ZM217 7H218V4H217ZM224 7V6H223ZM226 7V6H225ZM248 7V6H247ZM254 7H256V6H254ZM258 7V6H257ZM256 7V8H257ZM32 8H34V7H32ZM31 8V9H32ZM91 8V7H90ZM115 8V9H116ZM175 8V7H174ZM183 8H185V7H183ZM195 8H197V7H195ZM207 8V7H206ZM214 8V7H213ZM256 8H254V9H256ZM16 9V10H15ZM35 9V8H34ZM106 9H107V7H106ZM122 9V8H121ZM190 9V8H189ZM188 9V10H189ZM192 9V8H191ZM190 9V10H191ZM221 9H223L222 8V6H221V8L219 9V10H221ZM226 9V8H225ZM250 9V8H249ZM259 9H261V8H259ZM19 10V9H18ZM20 10H21V8H20ZM36 10V9H35ZM34 10V11H35ZM142 10H144L143 8H142ZM186 10V9H185ZM212 10V9H211ZM216 10H218V8H216ZM227 10V9H226ZM246 10H247V8H246ZM257 10V9H256ZM16 11V12H15ZM23 11V10H22ZM86 11V10H85ZM121 11V10H120ZM141 11V12H140ZM196 11H199V10H196ZM207 11V10H206ZM223 11H224V9H223ZM244 11V12H243ZM248 11V10H247ZM260 11V10H259ZM25 12V11H24ZM27 12V11H26ZM32 12V11H31ZM90 12V13H89ZM107 12H109L108 10H107ZM135 12V11H134ZM174 12V11H173ZM190 12H192V11H190ZM212 12V11H211ZM243 12V14H241ZM263 12H264V9H263ZM262 12V13H263ZM16 13H19V16L18 15H16ZM30 13V12H29ZM111 13V12H110ZM145 13H147V14H145ZM181 13V12H180ZM195 13V12H194ZM210 12L208 11V14H209ZM225 13V12H224ZM256 13V14H255ZM261 13V12H260ZM32 14V13H31ZM30 14V15H31ZM40 14V13H39ZM106 14V13H105ZM176 14V13H175ZM175 14H174V16L173 17H175V19H174V23H175V21L177 20V18H179L178 16H175ZM179 14V13H178ZM197 14V13H196ZM200 14V13H199ZM207 14V15H208ZM226 14V13H225ZM246 14H247V17H248V14L250 15L248 18L246 17ZM264 14V13H263ZM21 15V16H20ZM36 15V14H35ZM41 15H40V17H41ZM87 15V14H86ZM119 15H122V14H119ZM129 15V14H128ZM145 15H147V16H145ZM171 15H170V17H171ZM204 15V14H203ZM211 15V14H210ZM210 15H208L209 17H210ZM227 15V16H228ZM258 15V16H257ZM261 16H262V14H260ZM43 16V17H44ZM180 16V15H179ZM182 16V15H181ZM188 16V15H187ZM187 16H185V17H187ZM192 16V15H191ZM198 16H200V15H197L196 17H198ZM205 16V15H204ZM207 16V17H208ZM223 16H225V15H222V17ZM254 16V17H255ZM260 16V17H261ZM23 17V18H22ZM105 17H107L108 19H106ZM118 17V16H117ZM173 17H171V19H173ZM177 17V18H176ZM189 17L190 16H188V18L187 19H189ZM214 17V14H213V16H212V18ZM35 18V17H34ZM127 18H128V16H127ZM201 18L202 17H199V20L198 19H196L194 16H193V19L191 18L190 20H188V21H184V23H182V20H181V22L180 23H182V28L180 27V29H181V31L183 32V34H185V36H183V35H179L178 33L180 32V34L182 33L181 31H179V32H177L176 34H178V36H183L184 38H185V40H187V41H185L184 40V38L182 37V39L185 41L184 43L185 44H183V46L182 47H185V48H188V49H186L187 50V52H188V50H189V48L191 49L192 48V46H198V48H201V52L202 53H200V54H197V52H198V50L200 51V49H198L197 47V52H196V54L197 55H200L201 56V58L198 60L197 58L198 57H196V59H194L193 60V58L190 60L189 59V57H188V62L189 61H191V62H189L190 64H187V63H185V62H187V61H185L184 62V60H186L187 58H184L185 57V55H186V53H183L182 52V49H181V46L179 45V44H177V46L178 47H180V48H178V47H176L178 50V52L176 53L177 55H175L174 56V61L177 59V61H175L176 63H175V65L173 64V66L172 67H174V68H172V71H173V69H174V73H176L177 71H181L180 73L179 72H177V73H179V74H181V76L183 77L184 75H186V79H185V85H187V87L189 86V87H191L190 86V84L191 83H195L196 82V85H195V89H201V91L204 89V93L206 92V93H210L211 92V84H210V74L211 73H213L214 75H216V76H219V75H221V76H224L223 74H222V71H226V69L225 70H221V69H215V64L217 63V64H219V65H223L225 68H229L230 69V67L228 66L229 65V63L227 62V61H225V60H223V59H221V55H222V52H224V51H222V46L220 47L219 46V44H221V42L219 41L218 43H217V38L218 37H215V41H216V44L218 45H216L215 44V42H212V40L210 39L209 41L207 40V41H205V39L207 38V37H204L203 39H201L202 41L204 40V43H202V41L200 40H198L197 38L199 37V35L201 34H197V36L195 35V38H196V40L192 37L193 35V33L195 32L193 29H191V28H193V27H191V26H193V25H190V23L192 24L193 22H196V24H201ZM226 18V17H225ZM21 19V20H20ZM38 19L40 20V18L38 17ZM111 19V18H110ZM126 19V18H125ZM130 19V18H129ZM166 19V20H165ZM170 19V18H169ZM170 19V20H171ZM181 19V18H180ZM205 19V18H204ZM208 19V18H207ZM29 20V19H28ZM37 20V19H36ZM44 20V19H43ZM115 20V19H114ZM120 20V19H119ZM169 20V21H170ZM179 20V19H178ZM176 21L177 22V25L179 24V21ZM214 20V19H213ZM224 20V19H223ZM251 20V21H250ZM22 21V22H21ZM30 21V20H29ZM32 21V20H31ZM46 21V20H45ZM48 21H50V19L48 20ZM83 21V22H82ZM117 21V20H116ZM229 21V20H228ZM264 21V20H263ZM35 22V21H34ZM118 22V21H117ZM171 22H173V21H171ZM198 22V23H197ZM202 22H204V20L202 21ZM240 22V23H241ZM254 22V21H253ZM252 22V23H253ZM258 22H259V20H258ZM261 22V21H260ZM57 23V22H56ZM62 23V24H63ZM173 23V28H174V24ZM229 23V22H228ZM240 23H238V24H240ZM37 24V23H36ZM39 24V23H38ZM53 24V23H52ZM77 24H81L80 26L79 25H77ZM112 24V25H111ZM123 24V23H122ZM124 24H126V23H124ZM159 24V26H161L160 28H161V30L163 29L162 28V26H164V25H160ZM204 24V23H203ZM207 24V23H206ZM223 24V23H222ZM237 24V23H236ZM243 24L241 25V27H243V29L241 28V30L240 29H238V27L236 28V29H238V30H240L241 32H239L238 30H235L236 31V34H234V35H236L237 36V34H238V32H239V34H241L242 36L243 35H247L248 34V32L250 33L251 31L249 30L250 28V26L249 27H246V26H243ZM258 23H256V25H257ZM261 24V23H260ZM264 24V23H263ZM43 25V24H42ZM61 25V24H60ZM77 25V26H76ZM149 25V24H148ZM181 25V24H180ZM185 26V28H184V26ZM205 25V24H204ZM215 25V24H214ZM213 25V26H214ZM37 26V27H36ZM63 26V25H62ZM79 26V27H78ZM159 26H158V28H159ZM166 26V25H165ZM165 26H164V28H165ZM172 26H170L169 24L166 26V28L165 29H169V31H168V33H171L170 31L171 30H174L173 28H172ZM186 26H188L187 28H186ZM194 26H195V23H194ZM197 26V25H196ZM195 26V27H196ZM211 27H212V25H210ZM225 26V25H224ZM236 26H238V25H236ZM253 26V25H252ZM258 26V25H257ZM263 26V25H262ZM41 27V26H40ZM45 26H43V28H44ZM49 27V26H48ZM143 27V28H144ZM200 27H201V25H200ZM200 27H197L196 28V30H199V29H201L202 30V27L200 28ZM205 27V26H204ZM215 27V26H214ZM233 27H235L234 25H233ZM244 27H246V29L248 30V32L246 33V31H244V30H246ZM254 27V26H253ZM256 27V26H255ZM151 28V27H150ZM199 28V29H198ZM224 28V27H223ZM223 28L219 25H217L215 28H212V29H214V30H212V31H214L213 33H215L216 34V36H217V34L219 35V34H224V35H231L232 33L231 32H226L225 30H223ZM262 28V27H261ZM263 28H264V26H263ZM46 29H47V27H46ZM61 29V28H60ZM65 29H63V31L65 30ZM125 29V32L127 31V33H125L124 31H122V30H124ZM148 29V28H147ZM178 29H179V27H178ZM195 29V28H194ZM209 28H206V29H204L202 32L205 34L206 32H208L209 33V30H208ZM230 29H232V28H230ZM234 29V28H233ZM255 29V28H254ZM253 29V33H254V31H256V30H254ZM146 30V29H145ZM145 30H143L142 32H144ZM167 30H165V31H167ZM201 30H199V31H201ZM227 30V29H226ZM229 30V29H228ZM57 31H59V30H57ZM56 31V32H57ZM123 32L122 34H124L123 36H124V38H123V36H122V38L123 39H125V41L121 38V37H118V38H121V39H119V40H123V41H121L120 43H121V45H120V43H119V40H118V38L116 37L117 35V33L119 34L120 32ZM148 31V30H147ZM146 31V32H147ZM163 31H164V29H163ZM176 31H178L177 29H176ZM232 31H234V30H232ZM234 31V32H235ZM238 31V32H237ZM65 32V31H64ZM63 32V33H64ZM197 32V31H196ZM196 32H195V34H196ZM63 33H61V35L63 36ZM136 33H137V31H136ZM161 33V32H160ZM165 33V32H164ZM202 33V34H203ZM228 33V34H227ZM264 33V32H263ZM56 34H59V33H56ZM121 34V35H122ZM139 34V33H138ZM137 34V35H138ZM150 34V33H149ZM162 34V33H161ZM161 34L160 35H158V36H161ZM174 34H175V30H174ZM174 34H172L173 36L171 37V38H173L174 37ZM203 34V35H204ZM207 34V33H206ZM212 34V33H211ZM257 34H258V32H257ZM262 34V33H261ZM48 35V34H47ZM148 35V34H147ZM151 35V34H150ZM163 36H164V34H162ZM167 35V37H168V34H166ZM170 35V34H169ZM190 35H191V37L194 39V43H193V40L190 38ZM202 35V36H203ZM208 36H209V34H207ZM206 35V36H207ZM254 35V34H253ZM253 35H252V32H251V34H249V37L251 36V37H253ZM255 35H256V32H255ZM254 35V36H255ZM56 36V35H55ZM58 36V35H57ZM60 36V35H59ZM61 36V37H62ZM152 36H154V35H152ZM156 37H157V35H155ZM163 36H161V37H163ZM177 36V35H176ZM212 36V35H211ZM215 36V35H214ZM239 36V35H238ZM241 36V37H242ZM257 36V35H256ZM64 37V38H65ZM115 37L117 38V40L115 39ZM137 37V36H136ZM145 38H146V35L144 36ZM150 37V36H149ZM166 37V38H167ZM201 37V36H200ZM210 37V36H209ZM209 37H208V39H209ZM220 35H219V39H220ZM232 37V36H231ZM231 37H230V39H231ZM247 37V36H246ZM48 38V37H47ZM57 38H59V37H57ZM177 38V37H176ZM180 38V37H179ZM178 38V39H179ZM202 38V37H201ZM233 38V37H232ZM237 38V37H236ZM258 38V37H257ZM263 38V37H262ZM56 38H54V40H55ZM147 40L149 39V38H146ZM151 39H153V38H151ZM154 39H155V37H154ZM157 40H158V38H156ZM155 39V40H156ZM162 39V38H161ZM160 39V40H161ZM169 39V38H168ZM181 39V38H180ZM213 39V38H212ZM224 38H222V41H224L223 40ZM237 39H240V38H237ZM245 39V38H244ZM250 39V38H249ZM256 39V38H255ZM261 39V38H260ZM45 40V39H44ZM51 40V39H50ZM57 40V39H56ZM62 40V39H61ZM150 40V39H149ZM149 40H148V42H149ZM164 40V39H163ZM162 40V41H163ZM171 40V39H170ZM189 40V41H188ZM190 40H192V41H190ZM226 40V39H225ZM227 40L229 41V39L227 38ZM247 40V39H246ZM253 40V39H252ZM35 41H38L39 43L38 44H41V45H38L37 44V42L35 43ZM58 41H59V39H58ZM83 41H86L87 42V44H86V42H85V44H84V46L82 47V48H80L83 44H81V43H83ZM146 41V40H145ZM153 41V40H152ZM167 41V40H166ZM174 41H176V39H174ZM180 41V40H179ZM178 40H177V42H179ZM228 41H226V42H228ZM232 40H230V42H231ZM236 41V40H235ZM235 41H233L234 43H235ZM260 41V40H259ZM43 42V41H42ZM138 42V41H137ZM154 42H156V41H154ZM159 42V41H158ZM164 42V41H163ZM162 42V43H163ZM186 42H187V44H186ZM189 42V43H188ZM226 42H223V43H225L226 44ZM230 42H228V43H230ZM233 42H231L230 43V45L232 44V46H233ZM237 42H242V41H237ZM237 42H236V44H237ZM248 42V41H247ZM77 43H78V45L80 46H78L77 45ZM147 43V42H146ZM146 43H143L144 45H146ZM193 43V44H192ZM244 43H245V41H244ZM250 43H251V41H250ZM257 43V42H256ZM262 43V42H261ZM38 46H42V48H43V46H44V48H43V50H42V48L41 47H37V45ZM44 44V45H43ZM81 44V45H80ZM119 44V45H118ZM150 44H153V43H151V41H150V43H149V46H150ZM172 44H173V41H172ZM180 44H181V42H180ZM190 44H192V46L190 45ZM203 45L202 47H201V45ZM241 44V43H240ZM252 44V43H251ZM259 44V43H258ZM72 45V46H73ZM156 45H158V44H156ZM224 45V44H223ZM60 46H63V47H60ZM75 46H78L77 48H80V50L78 51L77 49H76V47ZM131 47V46H133V48H132V51H130V50H128V47ZM226 46H228V45H226ZM241 46V45H240ZM239 46V47H240ZM245 46V45H244ZM64 47V48H65ZM154 47V46H153ZM157 47V46H156ZM172 47H173V45H172ZM175 47V46H174ZM195 47H193L192 49H195ZM234 47V46H233ZM236 47V46H235ZM37 48H40V49H38L37 50ZM49 48V47H48ZM74 48H75V50H74ZM152 48V47H151ZM226 48H230V47H226ZM225 48V46H224V48L223 49H226ZM66 49V48H65ZM153 49V48H152ZM154 49H155V47H154ZM158 49H159V47H158ZM175 49V48H174ZM179 49H181V50H179ZM234 49V48H233ZM233 49H231V50H233ZM261 49V48H260ZM150 50V49H149ZM157 50V49H156ZM162 50V49H161ZM244 50V49H243ZM75 53H74V52ZM192 51V50H191ZM195 51V50H194ZM227 51H228V49H227ZM226 51V52H227ZM234 51V53H235V50H233ZM232 51V52H233ZM251 51V50H250ZM254 51V50H253ZM47 52H51L47 57L48 58H46V56H43L42 57V55H47L48 53ZM173 52H175V51H173ZM248 52V51H247ZM257 52V51H256ZM44 53V54H43ZM63 53V54H62ZM152 53H153V51H152ZM171 53H172V51H171ZM194 53V52H193ZM199 53V52H198ZM231 53V52H230ZM250 53V52H249ZM68 54H69V57L67 58V56H68ZM78 54V55H77ZM158 54V53H157ZM168 54V53H167ZM173 54V53H172ZM261 54V53H260ZM50 55H52V56H50ZM75 55V56H74ZM153 55V54H152ZM166 55V54H165ZM188 55V54H187ZM195 55V54H194ZM197 55H195V56H197ZM226 55V54H225ZM228 55V54H227ZM231 55V54H230ZM50 56V57H49ZM54 56V57H53ZM154 56V55H153ZM157 57L159 56V55H156ZM155 56V57H156ZM167 56V55H166ZM189 56H191V55H189ZM213 56H215V58H216V56H220L219 58L220 59H218V57L216 58V60H218V61H212L213 59H214V57ZM245 56V55H244ZM248 56H249V54H248ZM253 56V55H252ZM264 56V55H263ZM42 57V58H41ZM51 57H53V60H50L51 59ZM59 57V59L58 60H61L62 58H63V56H62V58L60 57V56H58ZM165 57V56H164ZM171 57H172V55H171ZM171 57H170V59H171ZM43 58H45L46 60H44ZM50 58V59H49ZM166 58H169V57H166ZM176 58V59H175ZM191 58V57H190ZM236 58V57H235ZM244 58V57H243ZM257 58V57H256ZM264 58V57H263ZM78 59V60H77ZM79 59H80V61H79ZM153 59H154V57H153ZM157 59V58H156ZM173 59V58H172ZM171 59V60H172ZM232 59V58H231ZM42 60H44V62H42ZM68 60H70V58L68 59ZM151 60V59H150ZM158 60V59H157ZM163 60V59H162ZM193 60V61H192ZM196 60V61H195ZM221 60V61H220ZM232 60H234V59H232ZM235 60H237V59H235ZM33 61H36V63L35 62H33ZM48 61H49V63H50V61H56V62H58V64L60 63V65H58L57 67L55 66V68H57L56 69V71L54 72V70L51 68L52 67V63H50L51 64V66H47V64L48 65H50L49 63H48ZM71 61V60H70ZM71 61V63L74 65V63ZM77 61L79 62V63H77ZM153 61V60H152ZM156 61V60H155ZM165 61V63H166V60H163V62ZM250 61V60H249ZM249 61H248V57H247V63H249ZM259 61H260V59H259ZM4 62V63H5ZM157 62V61H156ZM184 62V63H183ZM215 62V63H214ZM222 62V63H221ZM241 62V61H240ZM3 63V64H4ZM7 63V62H6ZM5 63V64H6ZM12 63V64H11ZM64 63H66V61L65 62H63V64ZM68 63L69 62H67L65 65H61L62 66V68L63 69H66L67 70V68H69V67H67V66H70L71 64L69 63V65H68ZM150 63V64H151ZM159 63V62H158ZM174 63V62H173ZM191 63H192V65H191ZM233 63H234V61H233ZM236 64H238L239 65V63H237V62H235ZM260 63V62H259ZM3 64H1V65H3ZM46 64V65H45ZM77 64H78V66H77ZM80 64V65H79ZM170 64V63H169ZM213 64V65H212ZM242 64V63H241ZM8 65H7V67H8ZM38 67H37V66ZM55 65V64H54ZM53 65V66H54ZM172 65V64H171ZM170 65V66H171ZM185 65H187V66H185ZM193 67V68H188V67H191V66ZM237 65V66H238ZM245 65V64H244ZM6 66V65H5ZM34 66H36L37 68H36V71L33 69V67ZM67 67V68H64V67ZM77 66V67H76ZM90 66V67H89ZM156 66L158 67V64H156ZM195 66L197 67V69L195 68ZM221 66H220V68H221ZM231 66V65H230ZM235 65H233V67H234ZM240 66V65H239ZM238 66V67H239ZM251 66V65H250ZM1 67V66H0ZM7 67H5V69L7 68ZM47 67H49V68H51V71H48L49 69L47 68ZM71 67H73V70H74V66H70V68L69 69H71ZM155 67V66H154ZM177 67V68H176ZM232 67V68H233ZM245 67V66H244ZM252 67V66H251ZM261 67V66H260ZM12 68H13V66H12ZM11 68V69H12ZM22 68V67H21ZM40 68V69H39ZM61 68V67H60ZM160 67H158L157 69L159 70V71H162V72H164L163 70H162V66H161V69H159ZM164 68V67H163ZM169 68V67H168ZM171 68H169V69H171ZM175 68L177 69L176 70V72H175ZM184 69V71L185 72H183V70H180V69ZM187 68V69H186ZM196 69V71H195V69ZM216 68H219V67H216ZM231 68V69H232ZM242 68V67H241ZM246 68V67H245ZM245 68H242L243 70L245 69ZM10 69V70H11ZM23 69V68H22ZM179 69V70H178ZM190 69V70H189ZM194 71H193V70ZM230 69V70H231ZM1 70V69H0ZM9 70V69H8ZM7 70V71H8ZM77 70V69H76ZM156 70V69H155ZM157 70V71H158ZM233 70H235V69H233ZM232 70V71H233ZM2 71V70H1ZM13 71V70H12ZM22 71V70H21ZM48 71V72H47ZM64 71V70H63ZM68 71V70H67ZM72 71V70H71ZM187 71H189L188 72V74L186 73ZM190 71H193V75H191L190 74ZM232 71H231V73H232ZM240 71H241V69H240ZM252 71V70H251ZM3 72V71H2ZM57 72V73H58ZM70 72V71H69ZM83 72V71H82ZM82 72H80V73H82ZM154 72V71H153ZM166 72L168 73V71H165L164 73L166 74ZM195 72H196V75H195ZM234 72V71H233ZM239 72V71H238ZM238 72H237V74H236V76H238ZM244 72V71H243ZM243 72H241V73H243ZM7 73V72H6ZM27 73V72H26ZM27 73V74H28ZM33 73H34V75H33ZM67 73V72H66ZM154 73H156V72H154ZM153 73V74H154ZM186 73V74H185ZM224 73V72H223ZM236 72H234L233 74H235ZM240 73V74H241ZM261 73V72H260ZM15 74V73H14ZM27 74H23L24 76H26ZM68 74V73H67ZM152 74V75H153ZM160 74H161V72H160ZM164 74V75H165ZM168 74H170V73H168ZM224 74H228V72L227 73H224ZM245 74H246V72H245ZM9 75V74H8ZM13 75V74H12ZM20 75V74H19ZM63 75V74H62ZM61 75V76H62ZM82 76H83V74H81ZM156 75L158 76L159 74H157L156 73ZM155 75V76H156ZM230 74H228L227 76H229ZM232 75V74H231ZM230 75V76H231ZM244 75V74H243ZM257 75H258V77L259 78H261V75L260 74H258V72H257ZM256 75V76H257ZM260 75V76H259ZM29 76V75H28ZM31 76H29V77H31ZM170 76V75H169ZM178 76V75H177ZM241 76V75H240ZM245 76V75H244ZM20 77V76H19ZM28 77V78H29ZM59 77H60V73H59ZM67 78H68V76H66ZM159 77V76H158ZM179 77H180V75H179ZM263 77V76H262ZM18 78V77H17ZM70 78V77H69ZM168 78V77H167ZM172 78V77H171ZM175 78H177V77H174V79ZM20 79H22V78H20ZM61 79V78H60ZM66 79V78H65ZM170 79V78H169ZM244 79H246V77L244 78ZM248 79H250V78H247V80ZM19 80V79H18ZM170 80H173V79H170ZM220 80V79H219ZM230 80H232V79H230ZM246 80V81H247ZM252 80H253V78H252ZM254 80H256L255 79V77H254ZM253 80V81H254ZM16 82H17V80H15ZM14 81V82H15ZM25 81V80H24ZM28 81V80H27ZM57 81V80H56ZM175 81V80H174ZM186 81L188 82V83H186ZM239 81H240V79H239ZM244 82H245V80H243ZM243 81H240L241 83H243V85H245L246 83H244ZM250 81V80H249ZM261 82H263V80H260ZM51 82V83H50ZM58 82V81H57ZM62 83H64L65 82V80L64 81H61ZM167 82V83H166ZM215 82V81H214ZM220 82H222L221 80H220ZM238 82V81H237ZM240 82H238L239 84H240ZM248 82V81H247ZM257 82H258V80H257ZM257 82H256V84H257ZM11 83V82H10ZM33 83V82H32ZM42 83V84H43ZM219 83V82H218ZM236 82L234 81L233 83H232V85L233 84H235ZM249 83V82H248ZM259 83V82H258ZM31 84V83H30ZM41 84V85H42ZM56 84H58V83H56ZM217 84V83H216ZM221 83H219V85H220ZM227 84H230V83H227ZM250 84H251V88H252V86H253V84L251 83V81H250ZM249 84V85H250ZM254 84H255V82H254ZM255 84V85H256ZM8 85V84H7ZM10 85V84H9ZM20 85V84H19ZM26 84L24 83V86H25ZM177 84H175V86H176ZM183 85V84H182ZM185 85H184V87H185ZM194 85V84H193ZM231 85V86H232ZM241 85V84H240ZM242 85V86H243ZM56 86V85H55ZM225 86V85H224ZM227 86V85H226ZM247 86V85H246ZM257 86H259V85H257ZM14 86H12L11 88H13ZM20 87V86H19ZM23 87V86H22ZM43 87V88H44ZM64 88H65V86H63ZM172 87H173V85H172ZM171 87V88H172ZM183 87V88H184ZM201 87V88H200ZM220 87H222L223 88V85L221 84L220 85ZM241 87V86H240ZM244 87V86H243ZM264 87V86H263ZM10 88V89H11ZM29 88V87H28ZM41 88H42V86H41ZM56 88H58V87H56ZM167 88H169V86L167 87ZM180 87H178V89H179ZM194 88H193V90H194ZM242 88V87H241ZM248 88H249V86H248ZM260 88H262V87H260ZM18 89V88H17ZM32 88H31V86H30V90H31ZM59 89V88H58ZM170 89V88H169ZM169 89H167V90H169ZM175 89H176V87H175ZM185 89V88H184ZM184 89L183 90H181V89H179L180 91H184ZM226 89V88H225ZM245 89H246V87H245ZM264 89V88H263ZM262 89V90H263ZM16 90V89H15ZM23 90H25V89H23ZM22 90V91H23ZM29 90V89H28ZM36 90V89H35ZM38 90H39V88H38ZM53 90V91H54ZM64 90H66V89H64ZM190 90H192V88H190ZM222 90H224V89H222ZM243 90V89H242ZM252 90V89H251ZM250 90V91H251ZM257 90H259V89H257ZM261 90V89H260ZM12 91H13V89H12ZM19 91V90H18ZM47 91H48V89H47ZM50 91V90H49ZM53 91H51V92H53ZM179 91V92H180ZM195 91V90H194ZM225 91V90H224ZM234 91V90H233ZM237 91L239 92V91H241V90H239V89H237ZM237 91H235V92H237ZM5 92V91H4ZM17 92V91H16ZM40 92H42L41 90H40ZM171 92V91H170ZM185 92V91H184ZM195 92H197V91H195ZM221 92V91H220ZM227 92V91H226ZM225 92V93H226ZM241 92H244V91H241ZM255 92V91H254ZM260 92V91H259ZM264 92V91H263ZM28 93V92H27ZM55 93V92H54ZM60 93V92H59ZM174 93H175V90H174ZM188 91L186 92V94H183V95H181V96H179L178 97V95H177V97L175 98V99H177V100H175L174 99V101H173V99H171V101L173 102V105L172 106H170V107H166V108H164V115H162V113L160 114V115H162V118H160V122L157 124V122H154V123H151V122H149L150 120H148V122L149 123H147L148 125H141L140 124V122H138V124H140L141 125V129L143 130V132H142V130H140L142 133H144V131H145V133H148V134H146V136H150L149 138H151L150 140H152L153 141V143H150V144H152V145H149L148 146V144H147V147H146V149L149 147L150 148V150H151V148L153 149V151H154V149H155V147H156V150L158 151H162L163 149H167V148H173V150H171V152H175V153H179V155H181V157L183 158V162L182 163H184V159H187L186 161L187 162H189L188 160L189 159H191V158H195L194 160L195 161H193V162H196V160H198L199 162H197V165L196 166H198L199 164H202L201 166H202V168H203V170H202V175H201V179L199 180L200 182H198V180H196V177H195V180H196V182L198 183V187L200 186V187H202V188H209L211 191V193H215V195H217L216 193H218L219 195L221 194V198H219V199H221V203H223L222 204V206H224V203L225 202H227V201H232L231 200V198L232 197H230V196H228V194L229 195H231V196H233L232 195V193L234 194V193H236L235 195H239V193H241V192H238V189H237V192H235V190L234 191H232V190H230L229 189V187L230 188H232L231 186H232V184H231V178L232 177H234V176H236V178H238V176L240 175H238V173L237 172H235V173H237V174H235L234 172V174L235 175H233V173H232V170H234V168L232 169V166L231 167H229L231 164V162H230V160H231V156L233 157V154L235 153V151H236V146L238 147L239 146V144H240V139H242L243 137H242V134H244L245 133V131H247L248 129L245 127V126H241V127H238V128H236V129H238V130H236V129H234L233 128V131L235 130V131H237V132H234V135H233V141H232V143H231V145H228L229 147L231 146V148L229 149V151H227V149L225 150V147H228V146H226L225 144L223 145V140L226 138V132L224 133V137L222 138V131L223 130H225L224 129V126H222V124H220L219 122H217V123H215L216 121H214V123L215 124H217V130H218V133H219V131H221L219 134L220 135H222L221 136V138L220 137H218V141H216V142H214V145L212 146L211 145V149H209L210 148V144L208 145V143H210L209 141H213V140H209L208 141V143H207V140L205 141V143H204V141L201 139V138H199L198 136H199V134H197L196 136H195V134L193 135V129H194V125H195V121H196V119H198L197 118V116L199 115V113L201 112V114H203L202 113V111H204L205 110V113H206V109H203V107H204V102H203V100H205L203 97V100L201 99V98H199V97H196L195 96V94H194V96H192L190 93H188ZM202 93V92H201ZM200 93V94H201ZM203 93V94H204ZM224 93V94H225ZM232 93H234V92H232ZM250 93V92H249ZM262 93V92H261ZM29 94V93H28ZM31 94V93H30ZM29 94V95H30ZM39 94V93H38ZM153 94H155V95H153ZM164 94H166L167 95V93H164ZM180 94H182L181 92H180ZM197 94V93H196ZM202 94V95H203ZM216 95H218L217 93H215ZM215 94H212V96L213 95H215ZM240 94V93H239ZM254 94V93H253ZM264 94V93H263ZM37 95V94H36ZM43 95H44V93H43ZM47 96H49L48 94H46ZM52 95H53V93H52ZM137 95V96H136ZM153 95V96H152ZM171 95H172V93H171ZM250 95H251V93H250ZM249 95V96H250ZM258 95V94H257ZM259 95H260V93H259ZM258 95V96H259ZM39 96V95H38ZM54 96V95H53ZM135 96V97H134ZM163 96V95H162ZM173 97H174V95H172ZM176 96V95H175ZM220 96V95H219ZM225 96V95H224ZM229 96V95H228ZM228 96H226L225 98H227ZM248 96V97H249ZM253 96H255V95H253ZM253 96H251V97H253ZM25 97V96H24ZM32 97V96H31ZM46 97V96H45ZM44 97V98H45ZM150 97V99H148V100H152V99H154L155 97H153V98H151ZM158 97V98H159ZM169 97V96H168ZM172 97V98H173ZM181 97V99H179ZM208 97V96H207ZM206 97V98H207ZM215 97V96H214ZM220 97H222L223 98V96H220ZM248 97H247V99H248ZM250 97V98H251ZM263 97V96H262ZM4 98V97H3ZM12 98V97H11ZM35 98V97H34ZM38 98V97H37ZM37 98H35V99H37ZM42 98V97H41ZM40 98V99H41ZM50 98H51V96H50ZM50 98H48L49 100H50ZM149 98V97H148ZM157 98V99H158ZM160 98H162V97H160ZM213 98V97H212ZM241 98V97H240ZM256 98H257V96H256ZM260 98V97H259ZM30 99V98H29ZM35 99L33 100V101H35ZM39 99V100H40ZM52 99V98H51ZM54 99H56V98H54ZM156 99V98H155ZM154 99V100H155ZM169 99V98H168ZM211 99V98H210ZM228 99V98H227ZM234 99V98H233ZM244 98H242V100H243ZM247 99H246V101H247ZM253 99V98H252ZM251 99V100H252ZM255 99V98H254ZM253 99V100H254ZM263 99V98H262ZM26 100V99H25ZM25 100H24V102H25ZM32 100V99H31ZM38 100V99H37ZM36 100V101H37ZM38 100V101H39ZM45 100V99H44ZM141 100V99H140ZM180 100V101H179ZM256 100V99H255ZM23 101V100H22ZM41 102H42V100H40ZM52 101V100H51ZM53 101H55V100H53ZM141 101H143V100H141ZM144 101H146V100H144ZM143 101V103L145 104V102ZM162 101V100H161ZM160 101V102H161ZM171 101H170V103H171ZM179 102V104H177V102ZM210 101V100H209ZM208 101V102H209ZM225 101H226V99H225ZM228 101V100H227ZM236 101H237V99H236ZM235 101V102H236ZM239 101V100H238ZM263 101V100H262ZM43 102H46V101H43ZM42 102V103H43ZM49 102V101H48ZM112 102L113 103H115V104H113V105H111L112 104ZM136 102L137 103H135V104H137V106H138V101L136 100ZM147 102V101H146ZM159 102V103H160ZM176 102V103H175ZM212 102V101H211ZM234 102V103H235ZM240 102V101H239ZM239 102H236V103H239ZM254 102V101H253ZM252 102V103H253ZM34 103V102H33ZM140 104H139V106H141V109H142V111L145 113V108H144V106H146V105H143V104H141L142 102H139ZM148 103V102H147ZM146 103V104H147ZM157 103V102H156ZM155 103V104H156ZM162 103L163 104H165L164 103V101H162ZM169 103V104H170ZM232 103H233V101H232ZM231 102H230V104H232ZM251 103V102H250ZM262 103V102H261ZM25 104V103H24ZM24 104H21V105H23L24 106ZM29 104V103H28ZM37 104V103H36ZM36 104H35V106H36ZM40 104V103H39ZM45 104V103H44ZM174 104H177V105H179V106H174ZM225 104V103H224ZM249 104V103H248ZM255 104V103H254ZM253 104V105H254ZM26 105V104H25ZM34 105V104H33ZM46 105H47V103H46ZM45 105V106H46ZM127 105V104H126ZM166 105H168V104H166ZM171 105V104H170ZM220 105H222V104H220ZM225 105H227V104H225ZM234 105V104H233ZM239 105V104H238ZM247 105V104H246ZM12 106V105H11ZM16 106H18V105H16ZM29 106V105H28ZM39 105H37V107H38ZM48 106V105H47ZM46 106V107H47ZM130 106V105H129ZM128 106V107H129ZM163 106H165V105H163ZM215 106H216V104H215ZM231 106V105H230ZM258 106V105H257ZM21 107V106H20ZM26 107V106H25ZM131 107V106H130ZM225 107V106H224ZM228 107V106H227ZM39 108H40V106H39ZM206 108V107H205ZM208 108V107H207ZM215 108V107H214ZM219 108V107H218ZM217 108V109H218ZM236 108V107H235ZM239 108V107H238ZM237 108V109H238ZM258 108V107H257ZM262 108V107H261ZM17 109V108H16ZM18 109H19V107H18ZM42 109H43V107H42ZM166 109H167V111H166ZM173 109V110H172ZM211 109V108H210ZM213 109V108H212ZM211 109V110H212ZM228 109V108H227ZM239 109H241V107L239 108ZM247 109V108H246ZM254 109V108H253ZM259 109V108H258ZM26 110V109H25ZM24 110V111H25ZM31 110V109H30ZM133 110V109H132ZM150 110V109H149ZM157 110H159V109H157ZM211 110H209V111H211ZM230 110V109H229ZM232 110V109H231ZM235 110V109H234ZM252 110V109H251ZM250 110V111H251ZM19 111H20V109H19ZM23 111V110H22ZM27 111V110H26ZM42 111V110H41ZM135 111V110H134ZM141 111V112H142ZM160 111V110H159ZM208 111V112H209ZM214 111V110H213ZM209 112V114L210 113H213V114H218V113H214V112ZM217 111V110H216ZM225 111H227V110H225ZM237 111H239V110H237ZM248 111V110H247ZM254 111V110H253ZM13 112V111H12ZM40 112V111H39ZM158 112V111H157ZM170 112V113H169ZM208 112H207V116L209 115L208 114ZM217 112H221L220 110L219 111H217ZM241 112H242V110H241ZM256 112V111H255ZM31 113V112H30ZM132 113V112H131ZM136 113V112H135ZM154 113H155V111H154ZM153 113V115H155ZM222 113V112H221ZM229 113H231V112H229ZM228 112H227V114H229ZM239 113V112H238ZM252 113V112H251ZM250 113V114H251ZM134 114V113H133ZM140 114H142V113H140ZM167 114V115H166ZM169 114H174V115H169ZM236 114V113H235ZM241 114V113H240ZM6 115V114H5ZM28 115V114H27ZM39 115V114H38ZM38 115H37V117H38ZM84 115H86L85 117H84ZM147 115H149V114H147ZM223 115V114H222ZM226 115V114H225ZM248 115V114H247ZM259 115V114H258ZM262 115V114H261ZM4 116V115H3ZM29 116V115H28ZM97 116V117H98ZM135 116V115H134ZM137 116H139V115H137ZM145 116V115H144ZM171 116V117H170ZM200 116V115H199ZM198 116V117H199ZM211 116V115H210ZM209 116V117H210ZM226 116H228V115H226ZM226 116H225V118H226ZM241 116V115H240ZM243 116V115H242ZM16 117V116H15ZM20 117V116H19ZM149 117V116H148ZM201 117V116H200ZM199 117V118H200ZM213 117V116H212ZM239 117V116H238ZM237 117V118H238ZM246 117V116H245ZM130 118H132V117H130ZM129 118V119H130ZM141 118H142V115H141ZM140 118V119H141ZM147 118V117H146ZM154 118V117H153ZM208 118V117H207ZM215 118H216V116H215ZM214 117L212 118L213 120H217V119H215ZM222 118H224V117H222ZM236 118V117H235ZM240 118V117H239ZM249 118V117H248ZM262 118H263V116H262ZM22 119V118H21ZM99 119H100V117H99ZM135 119V118H134ZM133 119V120H134ZM264 119V118H263ZM36 120H38V119H36ZM89 120H91V121H89ZM96 120V119H95ZM98 120V119H97ZM108 120V121H107ZM131 120V119H130ZM137 120H138V117H137ZM143 120V119H142ZM154 120H155V118H154ZM211 121V119H208V121H206V122H209V123H212V122H210ZM226 120V119H225ZM227 120H228V117H227ZM240 120H242V119H240ZM254 120V119H253ZM256 120H257V118H256ZM9 121V120H8ZM89 121V122H88ZM139 121V120H138ZM144 121V120H143ZM198 121V120H197ZM236 121H238V120H236ZM245 121V120H244ZM1 122V121H0ZM7 122V121H6ZM97 122H100V120L99 121H97ZM125 122H126V126H125ZM146 122V121H145ZM229 122V121H228ZM240 122V121H239ZM241 122H243V121H241ZM253 122V121H252ZM251 122V123H252ZM257 122V121H256ZM261 122V121H260ZM37 123V122H36ZM95 123V122H94ZM135 123H136V125H135V127H136V129H138V131H139V129H140V127H138L137 128V122L135 121ZM249 123V122H248ZM262 123V122H261ZM260 123V124H261ZM18 124V123H17ZM93 124V123H92ZM100 124V123H99ZM104 125L103 126H105V123H103ZM130 124V123H129ZM144 124H146V123H144ZM213 124V123H212ZM235 124L237 125V122H235ZM240 124V123H239ZM242 124V123H241ZM255 124V123H254ZM263 124V123H262ZM16 125V124H15ZM39 125V124H38ZM37 125V126H38ZM91 125V124H90ZM100 125H102V122H101V124ZM106 125V126H107ZM214 125V124H213ZM229 125V124H228ZM246 125V124H245ZM251 125V124H250ZM258 125V124H257ZM256 125V126H257ZM19 126V125H18ZM28 126V125H27ZM31 127L32 126H34V125H30ZM92 126V125H91ZM99 126V125H98ZM105 126V127H106ZM109 126V127H110ZM114 126V127H113ZM131 126V125H130ZM144 126V127H143ZM215 126V125H214ZM238 126H240V125H238ZM249 126V125H248ZM252 126V125H251ZM1 127V126H0ZM109 127H107V128H109ZM132 127V126H131ZM143 127V128H142ZM250 127V126H249ZM258 127V126H257ZM10 128H12V127H10ZM32 128H34V127H32ZM48 128V129H49ZM93 128V127H92ZM102 128V127H101ZM106 128V129H107ZM125 128V129H124ZM130 127L128 126V129H129ZM14 129V128H13ZM36 129V128H35ZM38 129V128H37ZM79 129V128H78ZM85 129V128H84ZM88 129V128H87ZM91 129V128H90ZM89 129V130H90ZM96 129V128H95ZM97 129H99V128H97ZM222 129V130H221ZM229 129V128H228ZM255 129H257V128H255ZM11 130V129H10ZM15 130V129H14ZM22 130V129H21ZM27 130V129H26ZM80 130V129H79ZM78 130V131H79ZM103 131H104V128L102 129ZM126 130V131H125ZM132 130V129H131ZM197 131V133H199V129H196ZM203 130V129H202ZM202 130H201V132H202ZM258 130H260V129H258ZM263 130V129H262ZM29 131V130H28ZM37 131V130H36ZM35 131V132H36ZM39 131H41V130H39ZM48 131V130H47ZM87 131V130H86ZM96 130H94V132H95ZM99 131V130H98ZM195 131V130H194ZM208 131V130H207ZM253 131H254V129H253ZM261 131V130H260ZM260 131H258V132H260ZM11 132V131H10ZM15 132V131H14ZM27 132V131H26ZM25 132V133H26ZM34 132V131H33ZM100 132V131H99ZM163 132V133H162ZM200 132V137H202L203 135H208L209 137H208V139L210 138V136H211V134L209 135V133L207 134V133H205L206 132V128H205V132H202L203 133V135H202V133ZM224 132V131H223ZM243 132V133H242ZM247 132H249V130L247 131ZM37 133V132H36ZM89 133V132H88ZM97 133V131L95 132V134ZM105 133V132H104ZM128 135H130L131 133H130V130H128ZM126 133V134H127ZM130 133V134H129ZM137 133V132H136ZM136 133H134V134H136ZM161 133L163 134V135H161ZM252 133V132H251ZM12 134H13V132H12ZM34 134V133H33ZM33 134L31 135V136H33ZM93 134V133H92ZM101 134H102V132H101ZM109 134V135H108ZM133 134V135H134ZM214 134V133H213ZM231 134V133H230ZM255 134V133H254ZM257 134V133H256ZM264 134V133H263ZM14 135V134H13ZM30 135V134H29ZM42 135V134H41ZM98 135H99V133H98ZM108 135V136H107ZM133 135H132V137H133ZM137 135H139L138 133H137ZM247 133H246V137L245 138H247ZM249 135H250V133H249ZM252 135V134H251ZM259 135V134H258ZM7 136V135H6ZM21 136V135H20ZM26 136V135H25ZM28 136V135H27ZM87 136H88V134H87ZM86 136V138H88ZM90 136V135H89ZM93 136H94V134H93ZM131 136V135H130ZM145 136V137H146ZM218 136V135H217ZM216 136V137H217ZM245 136V135H244ZM254 136H256V135H254ZM22 137L23 136H21L20 138L22 139ZM79 137V136H78ZM92 137V136H91ZM90 137V138H91ZM98 137H100V135L98 136ZM97 137V138H98ZM135 137V136H134ZM137 137V136H136ZM215 137V136H214ZM229 137H230V139H231V136L229 135ZM249 137V136H248ZM257 137V136H256ZM260 137V136H259ZM264 137V136H263ZM7 138V137H6ZM17 138H19L18 136H17ZM16 138V139H17ZM25 138H27V137H25ZM33 138V137H32ZM31 138V139H32ZM85 139V140H87V142L85 143V144H90L88 141L89 140H91L92 141V139ZM94 138H96V136L94 137ZM148 138V137H147ZM202 138H204V137H202ZM139 139V138H138ZM137 139V140H138ZM202 140V142H197V141H199V140ZM214 139H216L217 140V138H214ZM249 139V141L251 142L253 139H251L250 140V137L248 138ZM258 139V138H257ZM257 139H255V140H257ZM259 139H261V138H259ZM258 139V140H259ZM36 140V139H35ZM34 140V141H35ZM79 140V142L81 141V139H78ZM134 140H135V138H134ZM146 140H148V139H146ZM200 140V141H201ZM220 140H222V141H220ZM240 140V141H239ZM47 141V142H46ZM127 141H129L128 139H127ZM139 141L140 140H138V143H139ZM225 141V143H226V139L224 140ZM230 141V140H229ZM137 142V141H136ZM150 142V141H149ZM245 143H246V141H244ZM248 142V141H247ZM254 142H257L258 143V141H254ZM96 143V142H95ZM133 143H135V142H133ZM142 143V142H141ZM146 143H147V141H146ZM193 143V144H192ZM203 143V144H202ZM207 143V144H206ZM213 143V142H212ZM218 143H221V144H218ZM227 143H228V141H227ZM230 143V142H229ZM5 144V143H4ZM52 144V145H51ZM84 144V142L81 144V145H83ZM94 144V143H93ZM144 144V143H143ZM194 144H196V146L197 147H195V145ZM198 144V145H197ZM199 144H202V145H199ZM242 144H243V142H242ZM248 144V143H247ZM251 143H249L247 146H248V148H249V145H250ZM253 144V143H252ZM37 145V144H36ZM49 145H51L52 147L51 148H53L51 151H49L51 148L49 147ZM136 145H138V144H136ZM145 145V144H144ZM189 145H191V146H189ZM223 145V146H222ZM233 145V146H232ZM244 145V144H243ZM20 146V145H19ZM84 146L85 145H83L82 146V149L84 148ZM96 146V145H95ZM128 146H129V144H128ZM143 146V145H142ZM153 146V147H152ZM222 146V147H221ZM225 146V147H224ZM251 146V145H250ZM260 146V145H259ZM32 147L33 148H35V149H37V150H34V149H32ZM101 147H103V146H101ZM104 147H103V149H104ZM144 147V146H143ZM224 147V148H223ZM234 147V148H233ZM241 147H243L242 145H241ZM240 147V148H241ZM244 147H245V145H244ZM48 148V149H47ZM50 148V149H49ZM81 148V147H80ZM95 148V147H94ZM125 148H127L126 146H125ZM148 148V149H149ZM239 148V147H238ZM47 149V150H46ZM87 149V148H86ZM90 149V148H89ZM99 149V148H98ZM139 149V148H138ZM212 149H213V151H212ZM34 150V151H33ZM54 150V151H53ZM80 150V149H79ZM88 150V149H87ZM93 150H95L96 151V149H93ZM129 150V148H127V151ZM134 150H137V149H134ZM144 150V149H143ZM174 150H177V152L176 151H174ZM242 150H244V149H242ZM241 150V151H242ZM246 150V149H245ZM251 150V149H250ZM6 151V150H5ZM47 151H49V152H51V154H52V156L51 155H48V152ZM76 151H78V150H76ZM86 151V150H85ZM91 151H92V149H91ZM102 151V150H101ZM140 151V150H139ZM153 151H152V153L151 152H148L149 154L151 153V157L154 155L153 154ZM212 151V152H211ZM239 151H240V149H239ZM82 152V151H81ZM103 152H104V150H103ZM138 152V151H137ZM142 152V151H141ZM170 152V151H169ZM245 152V151H244ZM249 152V151H248ZM14 153V152H13ZM16 153V152H15ZM94 153V152H93ZM130 153V152H129ZM136 153V152H135ZM140 153V152H139ZM138 153V154H139ZM146 153V152H145ZM162 153H163V151H162ZM181 153V154H180ZM230 153H231V155H230ZM251 153V152H250ZM23 154V153H22ZM82 154V153H81ZM84 155L83 156H86V154L85 153H83ZM131 154V153H130ZM134 154V153H133ZM137 154V155H138ZM144 153H142V155H143ZM153 154V155H152ZM252 154H254V153H252ZM260 154V153H259ZM258 154V155H259ZM15 155V154H14ZM17 155V154H16ZM98 155V154H97ZM103 155V154H102ZM129 155V154H128ZM135 155V154H134ZM136 155V156H137ZM148 155V154H147ZM147 155H145L146 156V158H151L150 156H148L147 157ZM164 155V154H163ZM53 158L51 161H50V159H51V157ZM54 156V157H55ZM71 156V155H70ZM73 156H75V155H73ZM80 156H82V155H80ZM156 156H157V154H156ZM198 156V157H197ZM202 158H201V157ZM235 156V155H234ZM238 156V155H237ZM242 156V155H241ZM240 156V157H241ZM17 158H18V155L16 156ZM19 157H21V156H19ZM68 157V158H67ZM123 157V156H122ZM142 157H144V155L142 156ZM170 157V155L166 158V159H170L169 158ZM205 159H204V158ZM251 157V156H250ZM260 157V156H259ZM74 158V157H73ZM80 158V157H79ZM83 158V157H82ZM106 158V157H105ZM104 158V159H105ZM106 158V159H107ZM118 158V157H117ZM145 158V159H146ZM172 158H174V157H172ZM237 158H239V157H237ZM253 158V157H252ZM16 159V158H15ZM36 159H39L40 161H39V163H38V161L36 162V163H38L39 164V166L41 165V168L39 169H37V167L36 166H38V164L35 166L34 165V161L36 160ZM78 159V158H77ZM76 159V160H77ZM96 159V158H95ZM121 159V158H120ZM126 159V158H125ZM180 159V158H179ZM246 159V158H245ZM258 159V158H257ZM261 159V158H260ZM264 159V158H263ZM75 160V159H74ZM84 160V159H83ZM101 160H103V158H101ZM139 160V159H138ZM142 160H143V158H142ZM142 160H140L141 162H142ZM150 160H152L153 161V158H151ZM173 160H176V158L175 159H173ZM250 160H251V158H250ZM254 159H252L251 160V162L253 161ZM16 161V160H15ZM114 161V160H113ZM128 161H130V160H128ZM135 160L133 159V162H134ZM136 161H137V158H136ZM180 161V160H179ZM186 161H185V163H186ZM191 161H192V159H191ZM236 161V160H235ZM260 161V160H259ZM264 161V160H263ZM59 162H61L60 164H59ZM74 162V161H73ZM99 162V161H98ZM106 162V161H105ZM104 162V163H105ZM117 162H118V160H117ZM120 162V161H119ZM125 163H127L128 164V162H126V160L124 161ZM132 162V159H131V162L129 163V164H131V163H133ZM139 162V161H138ZM137 162V163H138ZM151 162V161H150ZM167 162H169V161H167ZM171 162V161H170ZM170 162L169 163H163V162H159V161H157L156 159H155V162H153L152 163V171H153V173L155 174V175H153V176H155V179L153 180V185H152V187H151V189H148L149 191H151V192H153V194H151V195H153V196H151V198H152V201L150 202V201H147L146 199V201L144 202H141L140 204L138 203V206H136V205H133L132 204V202H131V205L130 204H126V202L124 203V204H115V201H114V206H111V207H113V213L115 214L114 215V217H111L108 221L106 220V222H105V226H104V228H106L107 229V231H108V229L110 230V229H112L113 227L114 228H116V227H118V228H122V229H126V230H128V231H132V230H134V231H132L133 233L135 232V230H136V228H140V227H142L143 225H146V221L148 222V220H149V217L151 218V216H153L152 214H150L151 213V211L155 208V209H159L161 206H160V204L159 203H161V202H159L158 200V195L159 196H162V195H164V196H168V195H170L169 197H171V196H173L172 194H176L177 195V193L179 194V192H182V191H184L185 193H187V194H190L193 190H195V189H197V188H195V187H197V184H195L196 182H190V183H186L185 181L186 180H188V179H186L187 178V176H188V172H180L182 169H180V171L178 172L177 171V173H176V170H174V165H175V163H174V165H173V167H172V165H171V168H173V170H174V172L172 171H170L169 172V167L167 166V164H170ZM239 162V161H238ZM237 161H236V163H238ZM52 163V162H51ZM74 163H76V162H74ZM81 163V162H80ZM101 163V162H100ZM114 163V162H113ZM135 163V162H134ZM133 163V164H134ZM136 163V164H137ZM144 163V162H143ZM191 163V162H190ZM189 163V164H190ZM235 163V162H234ZM239 163H241V162H239ZM248 163V162H247ZM257 163V162H256ZM70 164H72L71 162H70ZM82 164V163H81ZM103 164V163H102ZM110 164H112V162L110 163ZM109 164V165H110ZM124 164V163H123ZM126 164V165H127ZM129 164H128V166H129ZM136 164H134V165H136ZM145 164H147V162L145 163ZM181 164V163H180ZM179 164V165H180ZM193 164V163H192ZM191 164V166H193V168H194V165L196 164H193L192 165ZM206 164V165H205ZM242 164V163H241ZM1 165V164H0ZM63 165V164H62ZM66 165H67V163H66ZM66 165H65V167H66ZM74 165V164H73ZM77 165H78V163H77ZM83 165H84V163H83ZM82 165V166H83ZM109 165H108V168H109ZM179 165L177 166L178 168H179ZM188 165V164H187ZM205 165V166H204ZM256 165V164H255ZM112 166H113V164H112ZM147 166V165H146ZM185 166V165H184ZM234 166H236V165H234ZM239 166H241L240 164H239ZM34 167L36 168V172H35V170H33L34 169ZM63 167H64V165H63ZM74 167V166H73ZM102 167V166H101ZM106 167V166H105ZM134 166L132 165V168H133ZM244 167H246V164H245V166ZM21 168H22V166H21ZM50 168H51V166H50ZM79 168V167H78ZM127 168V167H126ZM131 168V167H130ZM131 168V169H132ZM141 168V167H140ZM151 168V167H150ZM175 168H176V165H175ZM177 168V169H178ZM182 168V167H181ZM186 168V167H185ZM187 168H190L189 166L187 167ZM198 169H199V167H197ZM196 168V169H197ZM201 168V169H202ZM236 168V167H235ZM242 168V167H241ZM240 168V169H241ZM44 169V170H45ZM48 169V168H47ZM46 169V171H47V173H49L51 170L49 169V170H47ZM56 169V168H55ZM54 169V170H55ZM60 169H63V170H65V168H61L60 167ZM75 169V168H74ZM106 169V168H105ZM104 169V170H105ZM116 169H119V167L118 168H116ZM121 170H122V168H120ZM138 169H139V167H138ZM142 169V168H141ZM146 169V168H145ZM191 169V168H190ZM216 169L218 170L217 172H216ZM237 169V171L239 170L238 168H236ZM245 169V168H244ZM243 169V170H244ZM1 170H3L2 168H1ZM43 170V171H44ZM62 170V171H63ZM76 170V169H75ZM103 170V169H102ZM103 170V171H104ZM114 170V169H113ZM128 170H129V167H128ZM134 170V169H133ZM136 170V169H135ZM140 170V169H139ZM148 170H149V168H148ZM242 170V171H243ZM248 170V169H247ZM261 170V169H260ZM23 171V170H22ZM46 171H44V172H46ZM56 171V170H55ZM60 171V170H59ZM67 171V170H66ZM74 171V170H73ZM80 171V170H79ZM116 171V170H115ZM115 171H114V173H115ZM131 171V170H130ZM191 172L192 171H194V169L192 170H190ZM195 171H197V170H195ZM200 171V170H199ZM245 171V170H244ZM262 171V170H261ZM42 172V171H41ZM52 172V171H51ZM110 172H113V171H110ZM137 172V171H136ZM150 172V171H149ZM169 172V173H168ZM198 172V171H197ZM216 172V173H215ZM239 172H240V170H239ZM37 173H39V172H37ZM53 173V172H52ZM64 173V172H63ZM147 173V172H146ZM258 173V172H257ZM262 173H264V172H262ZM32 174V173H31ZM108 174V173H107ZM127 174V173H126ZM244 174V173H243ZM27 175V174H26ZM33 175V174H32ZM38 176H39V174H37ZM36 175V176H37ZM46 175V176H45ZM45 175H43V176H45L47 179H48V175L47 174H45ZM121 175V174H120ZM129 175H131V173L129 174L128 173V177H129ZM135 176L136 175H138L137 173L136 174H134ZM180 175V177H178ZM195 175V174H194ZM233 175V176H232ZM238 175V176H237ZM255 175V174H254ZM260 175V174H259ZM1 176V175H0ZM101 176V175H100ZM103 176V175H102ZM105 176V175H104ZM114 176H116V175H114ZM132 176H133V174H132ZM142 176H143V174H142ZM168 176H170V177H168ZM242 176V175H241ZM240 176V177H241ZM246 176V175H245ZM260 176H262V175H260ZM35 177V176H34ZM107 177V176H106ZM110 178H111V176H109ZM113 177V176H112ZM121 177V176H120ZM131 177V176H130ZM137 177V176H136ZM136 177H134V178H136ZM45 178V179H46ZM55 178V177H54ZM57 178V177H56ZM84 178V177H83ZM123 178H124V175H123ZM127 178V177H126ZM125 178V179H126ZM138 178V177H137ZM140 178V177H139ZM142 178V177H141ZM147 178V177H146ZM154 177H152L151 179H153ZM193 178V177H192ZM242 178V177H241ZM245 178V177H244ZM260 178V177H259ZM51 179V178H50ZM105 179V178H104ZM112 179V178H111ZM115 179V178H114ZM143 179V178H142ZM190 179V178H189ZM60 180H61V178H60ZM129 180V179H128ZM132 182L130 183V184H132L133 183V177H132V179H130ZM129 180V181H130ZM136 180V179H135ZM134 180V182H136ZM194 180V179H193ZM259 180V179H258ZM101 181V180H100ZM102 181H105V180H102ZM113 181V180H112ZM152 181V180H151ZM150 181V182H151ZM239 181V180H238ZM237 181V182H238ZM1 182V181H0ZM82 182V181H81ZM98 182V181H97ZM96 182V183H97ZM109 182V181H108ZM121 182H124V180L123 181H121ZM139 182H142V181H139ZM181 182L182 183H184L185 182V186L183 187V188H181L180 186H179V184H181ZM255 182H256V180H255ZM105 183V182H104ZM110 183V182H109ZM111 183H113V182H111ZM115 183H118L119 184V182L118 181H116ZM127 183V182H126ZM129 183V182H128ZM145 183V182H144ZM107 184V183H106ZM136 184H138V182L136 183ZM264 184V183H263ZM99 185H100V183H99ZM108 185V184H107ZM121 185V184H120ZM135 185V184H134ZM139 185V184H138ZM184 185V184H183ZM231 185V186H230ZM124 186V185H123ZM141 186V185H140ZM139 186V187H140ZM164 187V188H162V189H165V191L164 190H162V189H159L160 187ZM234 186V185H233ZM243 186V185H242ZM104 187V186H103ZM117 188H121V192H120V194L123 192V190H122V187H118V186H116ZM133 187V186H132ZM135 187H137L136 185H135ZM143 187V186H142ZM159 187V188H158ZM235 187V186H234ZM240 187V186H239ZM263 186H261V188H262ZM37 188V187H36ZM75 188H76V186H75ZM79 188V187H78ZM112 188V187H111ZM117 188H115V189H117ZM195 188V189H194ZM235 188H237V187H235ZM234 188V189H235ZM260 188V189H261ZM98 189V188H97ZM114 189V190H115ZM159 189V190H158ZM256 188H254V190H255ZM264 189V188H263ZM105 190H106V188H105ZM120 190V189H119ZM147 190V189H146ZM147 190V191H148ZM162 190V191H161ZM242 190V189H241ZM240 190V191H241ZM259 190V189H258ZM1 191V190H0ZM4 191V190H3ZM36 191V190H35ZM108 191V190H107ZM126 191V190H125ZM145 191V190H144ZM144 191H142V192H144ZM161 191V192H160ZM207 191V190H206ZM243 191V190H242ZM264 191V190H263ZM2 192V191H1ZM97 192H99V191H97ZM101 192V191H100ZM106 191H104V193H105ZM119 192V191H118ZM118 192H116V193H118ZM138 192V191H137ZM151 192H149V193H151ZM256 192V191H255ZM258 192V191H257ZM75 193V192H74ZM147 193V192H146ZM193 193V192H192ZM196 193V192H195ZM194 193V194H195ZM245 192H243V194H244ZM260 193V192H259ZM33 194V193H32ZM135 194V193H134ZM209 194V193H208ZM242 194V193H241ZM240 194V195H241ZM262 194H264V193H262ZM5 195V194H4ZM3 195V196H4ZM74 195V194H73ZM98 195V194H97ZM104 195V194H103ZM150 195V194H149ZM175 195V196H176ZM210 195V194H209ZM228 197H227V196ZM245 195H247V194H245ZM259 195V194H258ZM75 196H76V194H75ZM79 196V195H78ZM106 196V195H105ZM127 196V195H126ZM129 196V195H128ZM134 196V195H133ZM175 196H173V199L175 200V202L177 201V199H175L176 197ZM183 196V195H182ZM261 196V198H262V196L263 195H260ZM38 197V196H37ZM124 197V196H123ZM130 197H132V196H130ZM137 197V196H136ZM181 197V196H180ZM217 198L219 197V196H216ZM215 197V198H216ZM227 198L228 200H225V198ZM230 197V198H229ZM234 197V196H233ZM242 197H243V195H242ZM241 197V198H242ZM253 197H254V195H253ZM255 197H256V195H255ZM135 198V197H134ZM167 198V197H166ZM172 198V197H171ZM178 198V197H177ZM212 198H214V194H213V197ZM237 198H238V201H240L239 200V196H237ZM240 198V199H241ZM260 198V201L262 200L263 201V199H261ZM137 199H138V197H137ZM136 199V200H137ZM168 199V198H167ZM202 199V198H201ZM236 198H234V201L233 202H235L236 203V200H235ZM244 199V198H243ZM246 199V198H245ZM95 200V199H94ZM141 200V199H140ZM150 200V199H149ZM180 200V199H179ZM225 200V201H224ZM252 200H254V199H252ZM258 200H259V198H258ZM161 201V200H160ZM185 201V200H184ZM187 201V200H186ZM211 201V200H210ZM212 201H213V199H212ZM216 201V200H215ZM243 201V200H242ZM84 202V201H83ZM157 204H156V203ZM165 202V201H164ZM178 202V201H177ZM195 202V201H194ZM199 202V201H198ZM218 202L219 201H217V204H218ZM241 202V201H240ZM240 202H238V203H240ZM246 202V201H245ZM253 202V201H252ZM1 203V202H0ZM98 203V202H97ZM120 203V202H119ZM136 203V202H135ZM144 203H146V204H144ZM171 203V202H170ZM173 203V202H172ZM227 203H230V202H227ZM235 203H233V205L235 204ZM256 202H254V204H255ZM38 204V203H37ZM40 204V203H39ZM159 204V205H158ZM164 204V203H163ZM181 204H182V202H181ZM185 204V203H184ZM187 204V203H186ZM248 204V203H247ZM80 205V204H79ZM86 205V204H85ZM111 204H109V206H110ZM155 205H157V207H155ZM183 205V204H182ZM221 205V204H220ZM82 206V205H81ZM90 206V205H89ZM88 206V207H89ZM159 206V207H158ZM217 206V205H216ZM236 206V205H235ZM235 206H234V208H235ZM242 206V205H241ZM256 206V205H255ZM257 206H258V204H257ZM87 207V208H88ZM165 207V206H164ZM225 207V206H224ZM237 207L239 208L240 207V204L239 205H237ZM236 207V208H237ZM244 207L245 206H242V208L240 209L239 208V210H238V208L236 209V210H238L237 212H239V217H241L242 215H244L245 214V212H247V210L241 215V213L243 212L242 210L244 209ZM248 207V206H247ZM261 209H262V207L261 206H259ZM86 208V207H85ZM181 208V207H180ZM212 208V207H211ZM216 208V207H215ZM226 208H227V206L225 207V209H222V211L224 210V214H225V212H227V211H225L226 210ZM230 208L232 209V205L230 206ZM255 208V207H254ZM133 209H136L135 211L133 210ZM178 209V208H177ZM185 209V208H184ZM122 210H124V211H122ZM182 210V209H181ZM219 210H220V208H219ZM227 210H228V208H227ZM248 210H250V209H248ZM257 210V209H256ZM43 211V210H42ZM46 211V210H45ZM156 211V210H155ZM203 211V210H202ZM231 211V210H230ZM234 211H235V209H234ZM242 211V212H241ZM118 212L120 213V212H126L127 214H128V217H126L127 218V220L125 221V222H123V220L121 221V217L120 218H118L117 217V215H118ZM150 212V213H149ZM159 212H160V210H159ZM183 212V211H182ZM191 212V211H190ZM220 213L219 214H221V211H219ZM236 212V211H235ZM236 212V213H237ZM241 212V213H240ZM42 213V212H41ZM112 213V214H113ZM161 213V212H160ZM177 213V212H176ZM184 213V212H183ZM217 213V212H216ZM228 213H229V211H228ZM251 213V212H250ZM261 213H262V210H261ZM111 214V215H112ZM122 214V213H121ZM154 214H156V212H154ZM218 214V215H219ZM110 215V216H111ZM123 215V214H122ZM121 215V216H122ZM151 215V216H150ZM217 215V216H218ZM222 215V214H221ZM264 215V214H263ZM66 216V215H65ZM68 216V215H67ZM66 216V217H67ZM126 216V215H125ZM157 217L158 218V216L157 215H154L153 217ZM162 216V215H161ZM220 216V215H219ZM222 216H224V215H222ZM237 216V215H236ZM238 216H237V218H238ZM245 216V215H244ZM258 216H261V215H258ZM155 217V218H156ZM200 217V216H199ZM227 217V215L225 214V216H224V218H226ZM231 217V216H230ZM230 217L228 216L227 217V219H225L226 221H229L228 220V218L230 219ZM246 217H247V215H246ZM245 217V218H246ZM103 218V217H102ZM102 218H101V220H102ZM154 218V219H155ZM156 218V219H157ZM160 218V217H159ZM165 218V217H164ZM177 218V217H176ZM243 218V217H242ZM242 218H241V220H242ZM244 218V219H245ZM260 218V217H259ZM262 218V217H261ZM260 218V219H261ZM99 219V218H98ZM104 219V218H103ZM178 219V218H177ZM235 219L236 218H234V219H232V222L231 223H233L234 222V224H237L236 225V227L238 226V227H240V229H238V230H236V231H233L232 232V230L230 229V231L231 232H229V230H228V232L226 231H224L225 233L223 234L224 236H223V238H215V240L214 239H212L211 241H216L217 239H218V241H217V243H219V248L221 249V247H222V249H223V251L226 253V254H228V253H231L232 252V249H235V248H233V243H232V241L231 240H233L234 238H235V236L234 235H236V237L237 238H239V239H244L245 237V234H247V236H248V232L250 231V230H255L256 229V227H258L257 229H260V228H262L263 229V225L261 226L260 224V226L258 225V219L257 218H254V219H251L252 221H240V219L238 220H236V222H235ZM247 219V218H246ZM34 220H35V218H34ZM33 220V221H34ZM40 220H42L41 218H40ZM100 220V221H101ZM150 220H152V218L150 219ZM199 220V219H198ZM204 220V219H203ZM206 220V219H205ZM159 221V220H158ZM182 221V220H181ZM187 221V220H186ZM189 221H190V219H189ZM214 221V220H213ZM30 222V221H29ZM47 222V221H46ZM98 222V221H97ZM183 222V221H182ZM211 222V221H210ZM230 222V221H229ZM227 223L226 222V224H230V223ZM261 222V221H260ZM32 223V222H31ZM36 223V222H35ZM155 223V222H154ZM217 223V222H216ZM261 223H263V222H261ZM37 224H38V222H37ZM48 224V223H47ZM46 224V225H47ZM52 224V223H51ZM51 224H49V225H51ZM54 224V223H53ZM168 224V223H167ZM176 224V223H175ZM191 224V223H190ZM30 225V224H29ZM28 224H27V226H29ZM31 225H33V224H31ZM36 225V224H35ZM34 225V226H35ZM39 225V224H38ZM157 225H159V224H157ZM163 225V224H162ZM187 225V224H186ZM185 225V226H186ZM230 225H232V224H230ZM229 225V226H230ZM258 225V226H257ZM156 226V225H155ZM188 226V225H187ZM201 226H202V224H201ZM207 226V225H206ZM224 226V225H223ZM235 226V225H234ZM33 226H31V228H32ZM39 227V226H38ZM55 227H57L56 226V224H55ZM216 227H217V225H216ZM231 227V226H230ZM45 228V227H44ZM103 228V229H104ZM151 228V227H150ZM223 228V227H222ZM226 228V227H225ZM34 229V227L32 228V230ZM48 229V228H47ZM53 229H54V227H53ZM56 229V228H55ZM75 229V228H74ZM105 229V230H106ZM143 229V228H142ZM206 229V228H205ZM211 229V228H210ZM221 229V228H220ZM226 229H228V228H226ZM45 230V229H44ZM104 230V231H105ZM141 230V229H140ZM171 230V229H170ZM203 230V229H202ZM207 230V229H206ZM222 230V229H221ZM30 231V230H29ZM36 231L37 230H35V233H36ZM51 231V230H50ZM54 231V230H53ZM56 231V230H55ZM113 231V230H112ZM208 231V230H207ZM246 231H247V233H246ZM106 232V231H105ZM131 232V233H132ZM217 232H219V231H217ZM251 232V231H250ZM27 233V232H26ZM31 233V232H30ZM34 233V234H35ZM75 233V232H74ZM149 233V232H148ZM264 233V232H263ZM33 234V233H32ZM85 234V233H84ZM107 234V233H106ZM114 234V233H113ZM220 234H222V232L220 233ZM232 234H234V235H232ZM78 235V234H77ZM102 235V234H101ZM101 235H99V236H101ZM109 235H111V234H109ZM251 235V234H250ZM253 235V234H252ZM264 235V234H263ZM37 236V235H36ZM211 236H213V235H211ZM222 236V235H221ZM220 236V237H221ZM232 236H234V238L232 237ZM256 236V235H255ZM19 237V236H18ZM31 237V236H30ZM33 237V236H32ZM31 237V238H32ZM142 237V236H141ZM214 237V236H213ZM35 238V237H34ZM102 238V237H101ZM206 238V237H205ZM209 238V237H208ZM248 238V237H247ZM245 239L244 241L246 242V240H248V239ZM81 239V238H80ZM196 239V238H195ZM195 239H194V241H195ZM209 239H211V238H209ZM198 240V239H197ZM21 241V240H20ZM41 241V240H40ZM159 241V240H158ZM174 241V240H173ZM240 241V240H239ZM249 241V240H248ZM19 242V241H18ZM23 242V241H22ZM33 242V241H32ZM38 242V241H37ZM199 242V241H198ZM34 243V242H33ZM40 243V242H39ZM38 243V244H39ZM201 243V242H200ZM211 243V242H210ZM216 243V242H215ZM216 243V244H217ZM263 243V242H262ZM36 244V243H35ZM60 244V243H59ZM165 244V243H164ZM193 244V243H192ZM214 244V243H213ZM238 244H239V242H238ZM244 244V243H243ZM19 245V244H18ZM40 245V244H39ZM42 245V244H41ZM166 245V244H165ZM215 245V244H214ZM218 245V244H217ZM216 245V246H217ZM220 245H221V247H220ZM262 245V244H261ZM260 245V246H261ZM34 246V245H33ZM169 246V245H168ZM182 246H183V244H182ZM215 246V247H216ZM239 246V245H238ZM249 246V245H248ZM57 247V246H56ZM201 247V246H200ZM218 247V246H217ZM244 247V246H243ZM251 247V246H250ZM263 247V246H262ZM183 248V247H182ZM208 248V247H207ZM209 248H211V247H209ZM241 248V247H240ZM191 249H193V248H191ZM214 248H212L211 250H207V253H206V256H205V253H204V258L205 259H207V260H211L212 261V258L214 257V255H215V251L213 250ZM219 249V250H220ZM238 249H239V247H238ZM261 249V248H260ZM20 250V249H19ZM195 250V249H194ZM251 250V249H250ZM21 251V250H20ZM189 251V250H188ZM191 251V250H190ZM197 251V250H196ZM240 251V250H239ZM202 252V251H201ZM234 252V251H233ZM262 252V251H261ZM20 253V252H19ZM222 253V252H221ZM234 253H236V252H234ZM242 253V252H241ZM188 254V253H187ZM198 254H199V252H198ZM202 254H203V252H202ZM201 254V255H202ZM226 254H224L223 253V255H226ZM231 254H233V253H231ZM193 255V254H192ZM197 255V254H196ZM201 255H199V256H201ZM242 256H243V254H241ZM262 255V254H261ZM181 256V255H180ZM198 256V257H199ZM229 256V255H228ZM9 257V256H8ZM21 257V256H20ZM188 257V256H187ZM197 257V256H196ZM219 257H222L221 255L219 256ZM244 257V256H243ZM3 258V257H2ZM200 258V257H199ZM204 258L202 259V260H204ZM6 259V258H5ZM200 259V260H201ZM4 260V259H3ZM12 260V259H11ZM199 260V261H200ZM229 260H230V258H228L227 257V255H226V257L224 258V262L226 263L227 261L229 262ZM232 260V259H231ZM223 261V260H222ZM222 261H221V263H222ZM263 261V260H262ZM10 262V261H9ZM205 262V261H204ZM223 262V263H224ZM233 262V261H232ZM244 262V261H243ZM200 263V262H199ZM211 263V262H210ZM220 263V264H221ZM230 263H231V261H230ZM246 263V262H245ZM263 263H264V261H263ZM178 264H179V262H178ZM186 264H188V263H186ZM262 264V263H261Z\"/></svg>",
  "mask_w": 264,
  "mask_h": 264
}]
</instances>
